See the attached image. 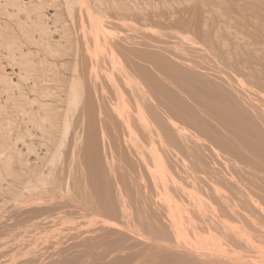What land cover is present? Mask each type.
I'll use <instances>...</instances> for the list:
<instances>
[{"label": "bare ground", "instance_id": "bare-ground-1", "mask_svg": "<svg viewBox=\"0 0 264 264\" xmlns=\"http://www.w3.org/2000/svg\"><path fill=\"white\" fill-rule=\"evenodd\" d=\"M66 1L67 0H62V2L65 3L64 8H65V6H68L66 8V10H65L64 8H61V6H62L61 0H0V12H2V11L5 12L4 16L6 17V18L5 17H3V18L0 17V35H1L2 31H6L7 32V29H12L14 27V26H12L11 22L8 21L10 18L11 19L13 18V20L15 19V24L13 22V24L15 25V28H13V29H17L16 27L18 25H19L18 27H21L20 24L24 25V26H25V24L28 25V26H25L24 29L23 28L18 29V30H21L20 31L21 33L20 34L18 33V35L21 36V37H23L22 34L24 32L26 33L27 27H29V25H30L31 26L30 29L32 28L31 30H33V27H34L36 32H35V30H33L34 32L32 31L31 32L32 34H30L27 31L28 33L24 34L25 36L23 38L18 36L19 37V39H17L18 40V42H17L18 43V47H17L18 50H17L16 47H15L16 49L13 48L14 50H11L12 52L13 51L15 52L14 53L15 55L17 54L16 56H18V57L16 58V60H15V58H12V57L9 56L11 51L7 52L6 53L7 55L4 54V56L5 55L9 56V57H7L9 60H11V58H12V60L14 59L13 61H16L15 63H13L12 60H11V64L13 63L16 66L17 65L16 63H18V65H19V62L20 63L23 62V64L27 63L30 69H31V67L34 69V67H36L35 64L37 62L34 61V62H36V63H34L32 61L34 59V58H32V56L33 55H37L38 56L39 53L45 52L47 50V52L50 54L49 57L53 56V59H49V61H47L48 59L45 60L46 57L48 58V56L46 55L47 54L46 52H45L46 54L45 53L39 54L40 57L38 56V58L41 59V57H43L44 58L43 61L45 60V63L49 62L51 65L48 64V63L47 64L50 65V66H52V64H55V65L57 64V65H60L62 67L64 66L65 69H66V72L68 70L70 72L73 71L70 74H67L69 71L66 73L65 69L64 70L62 69L63 71L61 69L58 70V67L60 68V66H57V68H55V72H57V76L59 77V80H57V81L60 82L59 86H60L61 83H63V82H61L62 80L66 83V85L69 84L65 79H67V80L69 79L71 82L73 81L75 83L74 86H72L73 88H70V89H72L71 91H73V89L76 88V87H78V89H79V86H80L79 92H78V89L76 88V90L74 89V91H75V93H74V92H68L70 90L68 88L71 87V84H69L67 86V88L65 87V84L64 85L62 84V86H64L65 90L68 89V90H66V92L68 94L65 93L64 96H66V95L69 96V93H70L71 97L70 96L68 97V98H70V100L72 99L71 102L69 101L71 103L70 105L74 104L72 106L74 108H69L68 107L69 108L68 109L69 112L72 111L71 109H75V112L77 111L76 112L77 115L75 114L76 116L73 113L74 111H72L70 113V116L68 115L67 118L71 117V115H74V117H71V119L75 118L74 119L75 126L78 129H80V131H78L75 127L71 129L73 134H75L74 132H76L74 130L75 129L77 130L76 133H78V137L77 136H75V137H77L76 138L78 140L77 142L80 143V145L78 143V145L75 144V146H73L75 149L79 148L77 146H80L79 154L77 155L76 150H75L76 153L74 152L75 155H77V157L79 158V160H78L77 157L75 156V159H77L79 161V163L76 162V161H73V160H75L74 158H73L72 161H73V163L75 162L74 164H76V163L80 164V159H81L82 152H83V155H85L87 157V159L89 160L90 164L93 166L95 172L97 174L100 173L101 176L104 177V183H102L103 188H104V192H105L103 208L109 214H111L112 216L114 215V218L120 217L121 219L123 218V221H124V219H126V221L133 223L134 224V225L132 224L133 226L130 223L129 224L132 227L135 226L136 230H139L140 233H143L142 235H144L146 237H147V234H146V229L147 228L149 229V231L156 233L160 237L161 241L166 239L167 237H171L173 239L174 243H172L171 241L167 242L166 244L164 242H153L155 244H153V245L151 244V246L154 247L153 249L156 248L154 250L155 252L158 250L157 252L158 253L159 252L164 253L166 255L165 257L170 256L169 257L170 259H172V258L173 259H177L179 261V263H176V261L173 260V262L176 263V264H182V263L186 264L187 261L191 262V264L192 263L193 264H240L242 262V260H243V256L242 255H241L242 257L241 256L239 257L240 254L238 253V257L239 258L238 257L232 258L233 255H229V253L226 251V248H225L226 245H230L231 250H232V247H233L232 240L236 241V242H234V247H235V243L238 245L235 248L239 247V244L241 245V241L244 240L245 243L246 242L247 243L244 244V241H243L242 242L244 244L243 246L247 245V247H248V246H251V244H252L253 246H251V247L253 249H255V246L258 249V250L255 249L258 252L257 255H255V250H253L254 251L253 258L249 257L250 259H252L254 261L251 260V262H247V261H249V258L247 257L246 259H248V260L247 261L243 260L244 263L247 262L248 264H256V260L259 261V263L261 262L260 264L264 263V258H263L264 257V245H263L264 241H262L263 237L259 236V235H263L264 236V231L261 229V231H262L261 234H259V235L254 234L256 232V230L259 229V228L256 229V227L258 225H262V224H258V222L260 223V221H258V219H256L258 215L256 214L257 216L255 215L256 216V218H255V216H254L255 213L252 212L254 209L259 210L261 213H263L262 214V218L263 219H261V221L264 220V211H263V209L261 207L262 203H264V191H263L264 190V188H263L264 185L258 183V180H259V182H260V180L262 181V178H263L262 174H264V167L260 166V168H258V167H256V165H254V168L251 167V169H250L249 164L252 162V160L249 157H252L253 155L251 156V154H249L250 152L246 153L248 150L246 152H244V150H245V149H243L244 146L242 148V146H239L236 143L234 144V142H231L232 139L227 138L225 134L214 130L211 127V125H210V122H209L210 120L208 119V121H206V118H202L203 115L200 116V114L202 112L200 114H199L200 111L196 113L194 111V108H191V107H193V105H192L193 104V101H192L193 99L190 98V97H193L196 94L194 92H192L194 90H193V88L190 85H183L181 83V84H178V85H174L172 87V86H170L171 83H165L166 82L165 79L163 81H161V79H160L161 78V75H160L161 69H163V70H165L167 72H172L173 75L175 77H177V78H182V75H185V76L189 75L190 76L188 78L189 83L193 82V77L194 76L198 75V76L204 77V75H201L200 73H198V68L196 67V65L192 66V64H190L188 62L186 63L185 61L187 60V58L184 55L181 54L182 58L185 57L186 60H185V58L182 59L180 54H179V52L177 53L180 56V57L178 56L179 57L178 58L176 56L177 54H175L174 51L171 52L172 49H170V51H169V48H168V50H166L167 47H165V48L163 47V49H165L166 52H162L164 50H162V49L159 50L158 48H156L157 45H155V44H154L155 45L154 47L156 49H158V51L156 50V51L152 52L151 50H152L153 47L150 48L151 47L150 46L147 49L145 47L147 45V44H145L146 42L142 43V41H143L142 38L139 39L138 36L136 37V39L138 38L139 40L137 39L138 41L136 40V44H134V45L137 46L139 44H142V45H139V48H140V46L143 47L144 44H145L144 47L146 49H144V47H143V49L142 48L138 49L134 45L128 46V41L130 43V40H127V42H126L127 45L123 44L121 41H124V40L122 38L121 39L118 38L115 33H114L115 36L118 38V39L115 38V40H114V38L113 39H107V37H104V38H103V36L100 37L101 34L106 36L109 33L108 26H106L107 29L103 26L104 23H106V22L103 23V16L101 15V11L105 10V4L106 5L108 4V6H109L110 5L109 3H111V2L108 3V1L105 0V1H107V3H104V0H100V1L94 0L95 4H97V5L94 6L95 4H94V1H93V5H92L93 7H92V6H87V5H91V3L86 5V3L92 2V0H90V1L88 0V2H87V0H85L86 3L83 0H74V1H76L78 3H76V2L73 3V1L69 0V1H71V2H69L70 5L71 4H75L74 5L75 6V8H74L75 10H76L77 6L80 5V7H81V4H79V3H81L82 1H83V4L85 5L84 6L85 8H83V6H82V8L84 9V10L82 9L83 10V12L81 13L82 16L79 17L80 19L77 18V20H76V18L73 19L72 16L78 17L80 14L79 15L77 14V16H76L75 14L77 13V11L73 13L74 9L71 10L72 12L70 11L71 15L67 14V13H69V10H67V9H69L70 6L67 5L68 3ZM124 2L125 1H122V2L118 3V1H116L115 2V6L118 7L117 3L120 5V3H124ZM136 2L135 3H132V2L129 3V4H133L132 7H130L131 5L130 6L125 5L126 4L125 3L124 5L127 6L128 8H125V7L123 8V6L121 4L120 5L121 9L123 8L125 12L123 11V9L122 10L117 9V8H116L117 10L114 9L115 6L113 7V9H114V11L115 10L117 11V12L115 11L116 14L118 13V10H120L119 11L120 13L124 12L123 16L121 14V16H122L121 18H123V19L125 18L124 15H125L126 12H128V14H130V11L132 12V11L135 10L133 13H131V15L132 14L135 15V12L137 14L140 11L143 13L144 11H143V8L141 7L142 4L141 3H137L136 4ZM98 3H102L101 4L102 6L100 4H99V6H101L100 7L101 9L102 8H104V9L101 10L99 7H97ZM77 4H79V5H77ZM139 4H140L141 9L140 10H139V8L135 9V7L137 5L139 6ZM144 6L145 5H143V7ZM80 7H79V9L77 8V10L82 11L80 9ZM95 7H96V9H95ZM129 7L133 8L134 10L130 9V10L127 11V9H129ZM40 8H44L43 11H41L42 9L39 10ZM106 8L109 10V13L106 12L108 14L107 15V17H108V16L111 15L110 14L111 13L110 6L106 7ZM62 9H64V10H62ZM63 11H65V12L68 11L66 14L64 12V14L67 15V16H69V15L71 16V18H69L68 21H71V19H73L72 20L73 23H71V22H69V23L72 24L73 28H75V29H73L75 33H73V34L71 33L72 35L77 33L75 35V37L78 36L79 33H78V31L77 32L75 31L76 29L78 30V28L74 27V25H75L74 24V20L77 21L76 23H79L78 20H80V25H83V24H84L83 26L87 25V26H85L86 27V31L82 27L83 28L82 29L83 36L80 38V36L82 35L81 32H80L81 35L78 36L80 39L77 37L78 39L75 40V41H77L76 42L77 44H75V45H74L73 40H72L75 37H73L71 34L70 35L72 37H66V36H69V35L64 36V34L68 33V31H69L68 29H70V30H72V29H71L70 25H69V28H68V26H67L68 23H67L66 17H64L65 15L63 16V14H62ZM102 12L104 14L105 11H102ZM21 13H23V14H21ZM142 13H141V15L144 14V13L143 14ZM72 14H74V15H72ZM116 14H115V17H118V18H116V21L119 19L118 22L122 24L123 22L121 21V18H119L120 16H117ZM260 14L262 15V13H260ZM131 15H127V13H126V15H125L126 19H127L128 16H131ZM144 15L146 16V14H144ZM135 16L136 17H134V18L138 19V17H137L138 15H135ZM140 17H142V16H140ZM248 17H249V20H250L251 17L250 16H248ZM255 17H257V18L259 17L260 18V15L259 16H253L252 18L254 19ZM134 18H132V19H134ZM145 18L147 19V16L143 18L144 21L141 18V20L143 22L141 20H138V22L132 20L133 21L132 23H131V21H129L130 23H128V25L137 24L139 26H142L141 24H144L145 21L147 22V20ZM60 19H62V21ZM104 19L106 20V16L104 17ZM109 19H111V17H109ZM129 19L131 20V17L128 18L126 21H128ZM195 19H196V17H195ZM184 20H186V19H184ZM263 20H264V17H263V19L262 18L259 19L260 22L258 20L257 21L256 20L255 21L252 20V21L255 22V23L256 22L262 23L261 26H260V24H259V26H260V28L262 27L264 29ZM171 21H173V20H171ZM186 21H185V23H186ZM193 22H194V20L192 21V23ZM119 23H117V24L121 25ZM126 23H123L121 25L122 26L121 27L122 29L120 28L121 31L122 30L124 31L125 29H123V28L127 27ZM138 23H141V24H138ZM185 23L182 21V24H185ZM114 24H116V23H114ZM117 24H116V26H117ZM189 24H187L188 25V29H189ZM195 24L193 25L194 27H195ZM250 24H251V28L252 27L255 28L256 27L255 25H258V23H256L254 25L251 21H250ZM252 24H253V26H252ZM76 25H78V24H76ZM80 25H78V27ZM108 25H112V24H108ZM123 25H124V27H123ZM245 25H247V24H245ZM112 26H111V28H114V26L113 27ZM190 26L192 27L191 24H190ZM201 26L204 28L206 25H204V26L201 25ZM10 27H12V28H10ZM118 27L119 26H117V28H114V30L115 29L117 30ZM128 27H129L128 31H130L132 28L130 26H128ZM149 27H151V26H149ZM194 27H193V29H194ZM202 27L198 29L199 32L201 31V34H203L204 30H205V32L208 31L205 28L203 29ZM25 29H26V31H24ZM80 29H81V27L79 28V31H81ZM104 29L107 31V32L105 31L106 34L103 33ZM139 29H140V27H139ZM190 29H192V28H190ZM114 30L112 29L113 32L116 31V30L115 31ZM120 30H118V31L120 33H122L123 31L121 32ZM126 30H127V28H126ZM132 30H135V29H132ZM244 30H245V28H244ZM260 30L261 31H259V34H260V32H262V29H260ZM10 31H13V30H10ZM15 31L17 32V30H15ZM98 31L99 32L101 31L102 33L100 34ZM137 31H138V28H136V30L134 32H137ZM71 32H73V31H71ZM97 32L100 34V36L97 34ZM125 32L126 31H124V34H125ZM127 33H129V32H127ZM262 33H264V30H263ZM207 34H208V32H207ZM259 34L257 33V36ZM129 35H131V34H129ZM129 35L126 36V37H129ZM203 35H202V37H203ZM210 35H211V39L210 40H212V38H213L212 41H210L208 39ZM213 35L217 36L216 33L213 34ZM261 35L263 36L264 34H261ZM1 36H0V38H1ZM209 36L207 35L206 38H205V40L208 39V40H206V42L208 41L207 44L210 43L209 45H212V43L213 44L214 43H219L218 46H220L221 40L224 41L223 44H227L228 45L229 43H226V42L227 41L229 42L230 39H232V41H233V39H234V38H230L229 40L225 39L226 40V42H225L224 38L221 37L222 39L220 38L221 39L220 42H218V41L214 42V38H216V36L213 37L212 34H209ZM18 37H16V38H18ZM132 37H134V36H132ZM132 37H131V42H132V39H133ZM245 37L246 36L244 35L243 38L246 39L247 37L246 38ZM217 38H219V37H217ZM236 38L234 39L235 41H236ZM179 39H180V37H179ZM203 39H204V37H203ZM238 39H240V38H238ZM0 40H2V39H0ZM144 40H145V38H144ZM205 40H204V42H205ZM134 41L135 40L133 39V42ZM139 41H141V42L138 44ZM235 41H234V43H235ZM240 41H241L242 44L240 43ZM243 41L244 40H239L238 41L239 44L235 43V45H234L233 42H232V44L234 45V47H236V45L238 46V45L241 44L240 47H242V46H244ZM1 42L2 41H0V44H2V43L4 44V42H2V43ZM133 42L131 44H133ZM244 42L246 43L245 45L247 46V44L250 41H248V42L244 41ZM124 43H125V41H124ZM190 43L193 44V42H190ZM3 44L0 45L1 46L0 49H2V47H4V46L6 47V45H3ZM223 44H222V46H223ZM209 45H207V46H209ZM227 45H224V46H226L225 48L228 47ZM252 45H254V44H252ZM148 46H149V44H148ZM215 46H217V44ZM222 46H220V48H221L220 50L218 49L219 47H216L219 50V52L222 50V48H224ZM248 46H249V44H248ZM5 47H4L5 51H9L11 49V48L9 49V48L6 47L7 49H9V50H6ZM12 47H14V46H12ZM212 47H213L212 52H214V48H215L214 46H210L209 49L212 48ZM247 47H244V48L248 49ZM251 47L252 46H250V49H251ZM184 48H186V45L184 46ZM233 48H231V47L229 48L228 47V50L237 49V48H234V49ZM149 49H151L150 50L151 52L149 51ZM242 49L240 48V50H242ZM145 50H148V51H145ZM218 50H215V52H214L216 55L218 54V53H216V52H218ZM225 50L223 52H220L219 54L223 53V55L226 56V59H228L230 57L231 58L233 57V56L230 55V53L239 52L238 49H237L236 51L234 50L232 52H229L230 56L229 55L227 56L226 55L227 53L225 52ZM1 51H0V53H1ZM3 53H5V52H3ZM242 54H243V52H242ZM259 54L260 53H258V56H259ZM11 55H12V53H11ZM15 55H12V56L16 57ZM223 55L222 56L220 55V58L223 57ZM235 55H238V54H235ZM1 56L3 57V55H1ZM6 56H5V58H6ZM2 57H0V58H2ZM54 57H55V59H54ZM234 57L232 59L230 58V60L228 59V61L235 60L234 63L232 62V64L235 65V62L238 63V61H236V59ZM237 57L238 56H236V58ZM260 57H263V55L260 56ZM3 58H2V60H3ZM18 58L20 59V61H17ZM35 58H37V57H35ZM180 58L182 60H180ZM220 58L218 56L219 60H221ZM223 58H222V61H223ZM244 58H245L244 56L242 58H239V61L240 60L241 61L242 60L246 61L247 58L246 59H244ZM251 58H252V56H251ZM255 58H257V57H255ZM255 58L253 60H255ZM39 59L37 60L38 62H39ZM226 59H225V61L227 62ZM263 60H264V58H263ZM30 61H32L34 63V67L32 66L33 63L31 65H29V63H31ZM8 62L6 61V63H7L6 65L7 66H9L8 64H10ZM45 63H40L39 62L38 64L43 65ZM142 63H144V64H142ZM227 63H229V62H227ZM3 64H5V63H3ZM47 64H46V66H47ZM20 65H21V67L24 66L22 64H20ZM71 65H72V67H71L72 69H69V67ZM244 65H246V64H244ZM15 66L11 65V67H13V68ZM19 66H17L18 68L16 67L17 70L20 69ZM46 66H45V68H48ZM50 66H49V68H50ZM237 66H238V64H237ZM195 67L197 68V71L194 69ZM13 68H11L10 71L14 74ZM29 68L26 67V69H25L23 67V71H25V70L26 71H30V70H27ZM41 68H42V66H41ZM238 68L239 69H243L240 66ZM36 69H37V67H36ZM36 69H34L33 71H35ZM44 69H43V71H44ZM56 69H57V71H56ZM39 70H41V69L39 68ZM53 70L54 69H53V66H52L51 71H53ZM5 71H6V69L4 70V73H6L9 70H7L6 72ZM16 71H15V73L17 75H19V77L23 74V73L20 74L22 69L20 71H18V72H16ZM48 71H49V69H48ZM242 71L243 70H241V72ZM37 72H39V71H37ZM12 73H11V75H12ZM24 73L26 75L25 74H23V75H25L26 78H27V76H28L27 73L28 72H24ZM246 73H248L250 75H248ZM246 73H243V74H246L248 76L252 75V73L247 72V70H246ZM6 74L8 75L9 72L6 73ZM29 74H30V77L32 79V77L35 76L34 74H36V72H34L33 75H32V73H29ZM48 74L51 75V73H48ZM48 74L45 73V76L46 75L48 76ZM11 75H9V76H11ZM42 75H44V73ZM0 76H1V74H0ZM3 76H6V75H3ZM1 77H0L1 80L5 79V78H1ZM19 77H18V79H21V77L20 78ZM43 77L42 78L39 77V78H40V80L42 79V82H46L44 80V79H46V77H44V79H43ZM52 77H55V75H53V76L51 75V77H49L50 79L48 78V80L50 82L52 80ZM211 77H212V75H211ZM214 77H217V75L214 76ZM214 77H212L210 79V76H208L207 79L209 78L208 81L211 82V83H214V82H216V80L212 81V80L215 79ZM7 78H9V77H7ZM26 78H24V79H26ZM100 78H101V80H99ZM220 78L221 77H219L218 80ZM27 79L31 80L30 78H27ZM55 79H58V78H55ZM22 80H23V77H22V79L20 81L21 85L24 84V85L27 86L29 84V82H28L29 80H27V82H23V84H22ZM40 80L37 79V82L39 81L38 83L40 85H42L43 83ZM33 81H35V80H33ZM33 81L31 80V82H33ZM49 81H47V82H49ZM57 81L55 80V82H57ZM232 81L236 82L237 80H233L232 79L231 80V84H232ZM6 82H8V80ZM37 82H35V83H37ZM52 82H54V80ZM52 82H51V84H53ZM8 83H7L8 87L10 86V83L11 84L14 83V86H13L14 88L11 86L8 89V87H7L8 92H9L10 89H11L10 91H12L13 89H15V90L17 89V87H15V83L18 84L19 81H18V83L17 82H12V81H10ZM224 83H226V85L224 84L225 87L229 85L228 86L229 88L227 87L226 90H225V87H222V84L220 85L218 82L215 84V87H216V90H218L223 96L227 97L230 100L231 107L233 108V111L236 112V110H237L241 114L246 115V117L252 118V121H254V123L257 126L259 125L258 127H260V128L264 127V113L260 112V111H257L255 106L250 104L251 102L250 103H247V102L245 103V100L241 96L242 94H243V96L249 94L247 92L248 88L246 89V92H244L245 94L242 93L244 91V89L241 90V87L243 86V84H242L243 82H241L242 86L240 88H239L238 81L236 83L238 85V90L240 89L242 92L240 90H239L240 92L238 90H236V88H237L236 86H231L229 81H228L229 84L226 81ZM1 84H3V83H1ZM76 84L79 85V86H77ZM40 85H38V87ZM18 86H20V85L18 84ZM109 86L111 88H109ZM166 86H170V87H166ZM21 87L23 88L24 86H20V88ZM33 87H32V90L27 89V88L26 89L29 91V93H30V91L32 93ZM174 87L175 88L177 87L175 91L177 93H179L180 95H183L182 93L184 92L185 89L188 90V91L185 90L184 94L186 92H189V91L192 92V93L191 92L188 93V94L192 95V96H190L188 98L190 100L192 99L191 101H188V99L185 98V96L188 95L187 93H186L187 95L185 94L184 96H181V97L185 98L186 101H188L190 103L192 102V104H191L192 106L190 105L191 107L189 105L187 107L188 102L185 103L186 101L183 98L181 99V97L176 96L177 93L174 90L171 91L172 90L171 88L175 89ZM234 87H236V88L234 89ZM28 88H30V87L28 86ZM37 88L34 87L35 90ZM39 88H41V90H42L43 87H39ZM60 88H62V87H60ZM64 88H62V90ZM21 89L20 90H16L15 92L21 91V93L23 94ZM24 89H25V87H24ZM24 89H23V91H24ZM44 89L46 91V89L49 90L50 87L48 89V88H46V85H45ZM44 89L42 90L43 93L45 92ZM52 89H55L57 91L59 88L56 89V88L53 87ZM177 89L180 90V91H183V92H180V91L178 92ZM227 89H229L231 92L229 90H227ZM38 90H40V89H38ZM38 90H36L37 91L36 94L39 93ZM65 90H63V91L65 92ZM58 91H61V90H58ZM58 91L56 92L57 96H59V93H60V92L58 93ZM249 91L251 92V90H249ZM15 92H13L14 95H15V96L13 95L14 98H16V96L18 98H21V96L19 97L20 93H19V95L16 93L17 94L16 95ZM50 92H55V91L50 89L48 93H50ZM64 92H63V94H64ZM170 92L171 93L175 92L173 94H176V95L173 97V95L171 96ZM40 93H42V92H40ZM43 93H42V95L40 94L41 96L39 95L38 97H42V96L47 97L45 95L46 93L44 95H43ZM28 94L25 92L24 96L22 95V97H25L24 98L25 99V104H22V105L19 106V108L21 106L23 108L22 110L20 108L21 115H23L22 117H25V114H26V116L30 114L29 117H27V118H29V121H27L28 120L27 118H25V119L22 118L24 120V122L27 121L26 122L27 124H29L28 122H30V119L32 118L31 115H33L32 119H36V118H34L35 116H41V113L43 112V111H41V113L39 114V111L41 110V108L42 109L43 108L47 109L48 111L56 109V107H54L55 106V102L53 103V105L51 103L48 104L49 101H47V102L46 101L45 102L41 101L42 99L41 100L38 99V97H37V95L35 93H34L35 95L33 93L31 94V95H34V97L33 96L32 97L28 96ZM50 94L52 95V93H50ZM8 96L10 98L13 97L10 94ZM8 96H7V99L9 98ZM52 96L55 98L56 95L54 96V93H53ZM45 97H44V99H45ZM0 98H1V96H0ZM14 98H12V102H11V99H10V101L8 99L9 103L10 102L14 103L15 100H18V98L13 100ZM61 98H63V97H60V99ZM68 98L67 99L63 98V99H65V101L66 100L68 101L69 100ZM49 99H51V98H49ZM60 99L56 98V100H58L59 105H60V102H59ZM56 100H54V101H56ZM3 101H7L6 98H5V100L2 99V102ZM65 101H64V105L67 104L66 105V111H67V106L69 105L68 104L69 102L66 103L67 101L66 102ZM2 102H0L1 103L0 104L1 107H3L2 105H4ZM23 103H24V100H23ZM35 103H37L36 107H34ZM207 103L209 104V100H207ZM211 104H213L215 106L216 110L219 109V102L217 100L215 102L212 101ZM7 105H9V104L7 103ZM12 105L14 106L15 103L12 104ZM12 105L11 106L9 105L11 108L9 106L6 107V108L8 110H11V109H13ZM63 106L61 107V109H60L59 106H57V108L59 107V109H60V110L59 109L58 110L59 111H62V109L65 110L63 108ZM4 108H5V106H4ZM4 108H2V110ZM250 108L251 109H255L256 112L252 113ZM16 109H18V108H16ZM20 110H18V111H20ZM47 110H44V111H47ZM3 111H6V109L3 110ZM3 111H0V112L2 113ZM48 111H47V113H49ZM16 112H15V115H17ZM55 112H57V111H55ZM65 112L64 111H62V113L61 112L60 113L57 112V113H55V116L57 114H58L57 116H59V114H62V115L65 116V114L67 115V113H65ZM4 113H6V112H4ZM13 113H14V110H13ZM13 113L11 114V116L14 115ZM43 113L45 114V112H43ZM50 113L53 114L52 111H50ZM217 113H218V111H217ZM251 114H252V116H251ZM7 115L5 117L3 116L4 119L7 117ZM62 115H60L61 118L64 117ZM8 116H10V115H8ZM57 116L55 118L56 120H57ZM12 117L6 118V120L11 119ZM18 117L19 116H17V118ZM42 117H43V115H42ZM14 118H16V117L14 116ZM65 118L61 119V120H67ZM42 119H43V121H46V122L47 121H51L49 116H47V115H44V117ZM2 120H0V122H1L0 125H2L1 128L2 129L4 128L2 131L5 130L4 124L7 125V124L10 123L11 126L8 125L6 130H8V131L10 130L9 132H11L12 124L14 122H11L12 120H10V121L8 120L9 123L8 122L6 123L5 122L6 120H3V121ZM23 120L21 121L22 123H24ZM72 120L70 121V123H73ZM58 121H59V119H58ZM16 122H17V120H16ZM19 122H20V120L18 118V123ZM67 122L69 123L68 120H67ZM18 123L16 125H18ZM32 123L35 124V122H32ZM59 123L62 124L63 121L59 122ZM24 124H22V125H24ZM27 124H25V125H27ZM34 124H32L33 126L31 125V128H33L34 126L36 128V124L35 125ZM14 125H15V123H14ZM16 125H15V128H16ZM57 125H58V123H57ZM57 125H55L53 127L55 128V127H57ZM72 125L69 126V125L65 124V126H63V128H64L63 131L64 132L66 131L65 134L67 135V137H68L69 134H71V133L67 134V130L69 131V129L71 128ZM20 126H17V127L20 129ZM41 126L43 127V125H41ZM66 126H69L70 128L67 127V129H66ZM35 128H34V130H35ZM60 128L59 127L56 128V129H59V130H58V132L57 131H54V132L57 133L58 135H60L59 139H60L61 135L63 137H65V138H67L65 136V134H63L64 132H61L62 129H60ZM19 129H18V133L14 132L15 133L14 138L11 137V136H13L14 133L11 134L10 136L8 135V133H4V132H7L6 130L3 133L7 134V136H6L7 138L9 136V138L11 137L12 139H17V141H18V139L21 140L22 141V145H23L22 147H24V145H25L26 148L34 149L35 145L38 144L37 142L39 141V140H37V142H35L36 139H35V141L32 139V136H33L32 132L34 130L31 131V129L29 127H24V129H22V131H20L21 129L20 130ZM2 131L0 130V132H1L0 134H2V136L0 138H5V136L2 133ZM19 131H20V133H19ZM36 131H37V129H36ZM34 133L36 134L37 132H34ZM55 133H53V135ZM257 133L258 132H256V134ZM260 134L262 135L264 133H260ZM26 136H28V138H26ZM37 136H39V134L36 135V137ZM54 136H56V135H54ZM36 137L34 136L33 138H36ZM73 137H74V135H73ZM9 138H8V140L12 141V139H9ZM54 138H56L55 140L60 143V140L59 139L57 140L58 136L54 137ZM63 139H62V142L64 141ZM5 140H7V139H5ZM5 140H4V143L6 145H8V144L12 145L13 144L12 142L10 143L9 141L7 142ZM71 140H73V139H71ZM71 140H68V141H71ZM17 141L16 140L14 141L13 149L15 150V152L18 153L17 155L19 156L20 155L19 153H21V150H20V148H17V145L20 142L18 143ZM65 142H63V144ZM75 142L76 141L74 140V142L72 141L71 143L74 144ZM2 143L3 142L1 140L0 147H2L4 150L0 149V151L2 150L3 152L4 151L6 152V149H7V152L11 151L10 149L8 150L9 146H8V148H6L5 145H3L5 148L3 146H1ZM230 143H231V145H230ZM65 144H68L69 148L73 145V144L70 145L69 142L68 143L66 142ZM232 144L234 145V147H229V146H233ZM41 145L43 147L44 144H40V141H39V144L37 146L40 147ZM57 145L59 146L58 143H57ZM68 145H65L66 146V151L67 150L68 151L65 152L64 156H62L63 154H60L61 158H64V157L66 158L67 157L66 153H68L70 151V149H72V148L69 149L67 147ZM224 145H225V147H227V148H225L226 150L223 148ZM237 145H238L239 148L235 147ZM65 146H63V147H65ZM63 147H60V148H63ZM44 149H42V152L44 151ZM59 150H61V149H59ZM63 150H65V148ZM44 152L48 153L46 150ZM10 153L11 152H8L9 157L11 155ZM24 153H26V152L24 151ZM37 153L39 154L41 152L37 151ZM56 153H57V151H56ZM8 154L1 155L3 158L5 157L6 159H3V160L1 159L0 160V164H1V161L3 162V165H4L5 161H6V164L9 163L8 161L10 159L9 160L7 159L8 158V156H7ZM248 154H249V156H248ZM12 155H13V153H12ZM12 155H11V161H12L13 156H15V155H13V156ZM24 155L27 156L26 154H24ZM41 155L44 156V155H47V154L43 153ZM1 156H0V158H2ZM39 156L40 155H38V157ZM47 156H46V158H47V160L49 162L50 161L49 155H47ZM16 157L17 156H15V158ZM15 158L12 161L13 163L14 162H18V161H15ZM39 158H41V157H39ZM68 158L71 160L70 155L68 156ZM253 158H254V156L252 157V159ZM43 159L45 161H47L45 158H43ZM249 159L251 160V162H249L250 161ZM40 160H42V158ZM70 160H69V162H70ZM133 160H135L137 162L136 164H138V165H135ZM217 160H219L220 162L217 161ZM21 161L22 160H20V162ZM35 161L37 163L36 158H35ZM35 161H33V162L35 163ZM45 161H44L43 164L47 163ZM66 161H68V160L65 159V162ZM215 161H217L220 164L222 162L224 167H223L222 164H221V166L223 168H226L227 175L225 174L226 172L224 173L225 169H224V171H221L222 173L220 172L221 174H219V172L217 171V168H216L217 162L215 164ZM62 162H63L62 164H64L63 167H65V164L67 165V163H69V162L64 163V161H62ZM255 162L256 161H255V158H254V162L253 163L255 164ZM21 163H19L20 167H22ZM36 163L34 164V165H36L35 171L34 170H32V171H34V173H36V176H39L41 174V175H43L45 177V174H46L45 173L46 172L45 171L46 170L45 165L42 164L43 167H41V165H40V167L42 169H45L43 172L41 170H39L43 174L42 173L37 174L36 170H38L39 165H38V163L37 164ZM41 163H42V161H40V164ZM116 163H118L120 165L125 163L126 167L129 165L130 168H132V164H133V169H130L129 171L132 170L131 172H133L134 174L136 173L134 175L133 173L130 172V176L131 177L135 176L134 179L132 178L133 179L132 180L130 178L128 183H127V182L123 181V178H121V179L118 178V170H120V165H118ZM47 164H48V167L51 168L50 162L47 163ZM71 164H72V162H71ZM252 164H250V165H252ZM9 165H11V164H8V167H9ZM34 165H33V167H34ZM134 165H135V167H138V170H136L138 172H136L134 170V169H137V168L134 167ZM141 165H142V167H141ZM11 167H12V172H13L14 178H15L13 182H17V181H15V180H17L16 177L19 178L21 176V173L19 175L20 171H17L18 169H16L15 163L12 164ZM11 167H9V168H11ZM29 167H30V165H29ZM33 167H32V169H33ZM118 167H119V169H117ZM2 168L4 169L5 167H2ZM74 168H76L75 165H74ZM78 168H79V171H80V165H77V173H79L78 172ZM252 168L254 170H252ZM5 169H7V167ZM66 169H68V167L67 168L65 167V169L63 168L61 170L62 171L65 170L66 171ZM68 170L70 171V167H69ZM7 172L8 171H6L5 173H7ZM12 172H10V174L8 173V176L10 175L9 177H12V174H11ZM47 172L50 173L51 171H47ZM81 172H82V170H81ZM2 173H3V171H2ZM34 173L32 172V174H34ZM64 173H66V172H64ZM32 176H34V175H32ZM110 176L113 178L114 181H116V183L117 182L120 183V181H122L124 189L120 188V190H119L118 186H116L118 192L116 193V191H113L112 187L110 188V186H111L110 183H109V177ZM0 177H1L0 180L2 178H4L2 176H0ZM9 177H7V178L9 179ZM33 178H35V177H32L31 180ZM41 178H43V177H41ZM60 178H61V180H60ZM73 178H75L76 181L77 180H81V179H78V177L77 178L73 177ZM4 179H2V180H4ZM12 179H13V177L10 178L9 181H11ZM37 179H40V178L38 177ZM37 179L34 180L33 184H35V182L36 183L38 182ZM58 179L60 181L63 180L62 177H58ZM58 179L56 181H58ZM46 180H48V179H46ZM72 180L73 179H71V182H73ZM148 180H150V181L148 182ZM263 180H264V178H263ZM9 181L7 182V185L9 183ZM76 181H74L73 183L76 184L77 183ZM64 182H66V181L64 180ZM64 182H63L62 185H64ZM69 182H70V179H69ZM69 182H67V183L69 184ZM71 182H70V184H71ZM42 183H43V181H42ZM79 183H81V181H79ZM4 184H6V182ZM4 184H3V186L1 185V187H3L4 190H5V189H7V187L9 185L5 188ZM12 184H15V183H12ZM17 184H22V183H17ZM26 184H25V186H26ZM57 184L59 185V181L57 182ZM127 184H129V187H128ZM149 184L152 185L151 186L152 189L150 188ZM22 185H24V184H22ZM31 185H29V186H31ZM260 185H262V187ZM12 186L13 185H11V187ZM17 186L19 187V185H17ZM25 186H24V190L27 192V189L25 188ZM27 186H28V184H27ZM65 186H67L66 183H65ZM69 186H71V185H68L67 187H69ZM11 187H9V188H11ZM72 187H70L71 191H73V189L75 188L74 185ZM15 188H16V186H15ZM21 188H23V186H21ZM27 188L29 189L30 187H27ZM34 188L37 189V187H34V185H33V189ZM38 188H40V187H38ZM45 188L47 189L46 186H45ZM262 188H263V190H262ZM12 189H14V188H12ZM17 189L14 190V191H16L15 193H17V196H16L15 193H11L10 195L15 194L14 197H16L18 199V197H20V196H18L19 195L18 191L20 190V187H19L18 190ZM36 189H34V190H36ZM41 189H44V188H41ZM150 190H151V193L154 192V195H152V197H151ZM20 191H23V190H20ZM25 191H23V192H25ZM37 191H38V189H37ZM0 192H2V191H0ZM5 192H6V190H5ZM10 192L8 191V193H10ZM66 192H68V191H66ZM38 193H37V196H38ZM73 193H74V191L72 192V194ZM34 194H35V192H34ZM39 195H40V193H39ZM42 195H43V193L39 196L41 200L39 198H36L37 200H35V199L33 200L32 199L31 200V204H30V201L29 202L27 200L26 201L30 205H34V204H36L37 201H40L39 205H40V207H42L43 206L42 203L45 204V202H46V201L42 202L43 198H41V197L44 196V195L43 196ZM31 196H34L32 192L30 193L29 197H31ZM27 197H28V195H27ZM34 198H35V196H34ZM46 198H44V200H46ZM24 199H25V197H24ZM24 199H22V201ZM7 201L8 200H6L5 202H7ZM34 201H35V203L33 204L32 202H34ZM64 201L65 200H63V202L60 203L61 205L59 204L60 205L59 208L61 209V211H62V207H64V203L66 202V201L65 202ZM93 202L94 201H92V203ZM259 202L261 203V205H260L261 208L258 206ZM1 203H2V201H1ZM28 203H26V204L29 207ZM46 203H49V201H47ZM92 203H90L91 204L90 206L96 205V202H94L93 205H92ZM37 204H38V202H37ZM86 204L89 205V203H86ZM248 204H252L255 208L253 207L254 209H251L252 205L250 206L251 207L250 208V207H248L249 206ZM4 205L5 204H3V206ZM36 205H35V207H36ZM157 205L158 206L160 205V207L161 206L165 207L164 210H166V212H165L166 214L164 213L165 214L164 217L166 218V220H164L165 218L162 217L164 215L162 213V211L158 212V210L160 211V210H163V209L162 208L158 209L159 207ZM52 206L54 207V205L53 204L51 205V203H50V206L48 205L47 209L44 206V208L46 209V212H47L48 215H50V213L52 212V210L54 208L58 207V206L55 205V207L53 208ZM4 207H6V206H4ZM12 207H14V206H12ZM40 207L39 208L36 207V208L40 209ZM49 207H52L53 209L52 208L49 209ZM66 207H67V204H66ZM7 208L9 209L10 207L8 206ZM31 208L34 209V206L31 207ZM44 208H42L40 210L37 209V211H41ZM59 208H57V211H58ZM249 208L252 211L249 210ZM8 209H6V210H8ZM6 210L4 208V211H6ZM11 210H13V209H11ZM48 210H51L50 213H48ZM240 210H244V212H246V215L248 214V216H246L245 213H242L243 211L241 212ZM4 211L2 210L1 212L3 213ZM57 211H55V213ZM133 211H135L134 214H133ZM8 212H9V210H8ZM58 212H60V211H58ZM58 212H57V216H58ZM141 212L144 213V214H142ZM41 213H43V211L40 212V214ZM160 213H162V216H161ZM43 214H45V211H44ZM43 214H42V217L44 216ZM109 214H107V215H109ZM243 214L245 215L246 219L244 218ZM10 215H12V213ZM239 215H240V218L243 216L244 219L243 218L242 219L237 218ZM5 216H3L2 218L4 219ZM57 216H55V217H57ZM33 217H34V215H33ZM45 217H47V216H45ZM2 218H0V219H2ZM59 218H60V216H59ZM3 219H2V222H3ZM42 219H44V217ZM5 220L7 221V218ZM37 220L38 219L36 218V221ZM40 220H41V218H40ZM41 221L46 223V221H44V220H41ZM2 222H1V224L5 223V222H3V223ZM105 222L106 223H104V222L103 223L107 224L106 226L108 227L109 223H107V221H105ZM0 226H2V225H0ZM37 226H39V225L36 224V227ZM42 226L43 225L41 224V229L43 228ZM103 226H105V225H103ZM114 227H115L114 228L115 231L118 229L116 232H118L120 234H125V235H127L129 237H131L132 233H134V229H133V231H131V230L129 231L127 228H124V230H123V229H120V227H116V226H114ZM33 228H34V224H33ZM62 229H63V227H62ZM6 230L7 229H4L3 232H6V233L9 232L10 233V231H6ZM39 230H40V228H39ZM11 231H12V229H11ZM34 231H35V228H34ZM258 231L259 230H257V232ZM2 233H0V234H2ZM11 233H13V232H11ZM38 233H41V231H38ZM135 233H136V231H135ZM5 234H4V236H6ZM7 235H9V234H7ZM44 235H46V233ZM142 235L140 234V236H142ZM1 236H3V235H1ZM256 236H257V238H256ZM10 237L13 239V235L10 236ZM259 237L261 238L262 242H260V240H257ZM133 238H136L137 242L140 239V237H133ZM5 239H6V237H5ZM14 239H15V236H14ZM150 239H153V238H150ZM9 240L11 241V239H9ZM38 240H39V237H38ZM224 240L225 241L227 240V242H229L230 244L225 242ZM237 240H241L239 244H238L239 241H237ZM140 241L138 243L141 244V246L143 247V244L140 243ZM145 241H146V243L148 242L146 239L144 240V242ZM256 241H258L260 243L259 247H258L257 244H255ZM3 242H4V240H3ZM253 242H255V243H253ZM3 245L7 246L4 243H3ZM146 245L148 247V243ZM1 246H2V244H1ZM1 246H0V248H2ZM9 246L11 247V245H9ZM144 246H145V243H144ZM241 247H242V245L240 246V248ZM58 248H60V247H58ZM151 248L149 247L147 249L148 253H150L149 251H151V253H153ZM235 248H234V250H232L233 254H234ZM248 248H250V247H248ZM248 248H244V250H246L249 253L252 249L250 248L251 250L249 251V250H247ZM10 249H12V248H10ZM229 249H228V251L232 252ZM242 249L243 248H241L240 250H242ZM244 250L240 251V253L243 252ZM4 251L5 250H3L2 252L4 253ZM9 251H11V250H9ZM41 251H38V252H41ZM60 251H61V249H60ZM239 251L237 250V252H239ZM253 251L250 252V254H252ZM2 252L0 253L1 255H2ZM13 253H15V252H13ZM55 254H57V253H55ZM230 254H232V253H230ZM235 254H236V252H235ZM242 254H244V256L247 255L246 253H242ZM18 255H20V254H18ZM26 255H27V253H26ZM159 255H160V253H159ZM252 255H248V256H252ZM28 256H30V255H28ZM149 256L151 258L152 255L148 254V257L146 259H144V261L145 260L148 261V263H146L147 261L144 262L145 264H149L150 262L152 263V261L153 262L155 261L154 263L156 264L157 260L161 259L158 256V254H157L156 257L158 256V259L155 260L156 257L152 256V259L153 258L154 259L151 261ZM236 256H237V254H236ZM12 257H13V254H12ZM258 257H259V260H258ZM240 258H242V259H240ZM3 259L7 260V258H3ZM148 259H150V260H148ZM166 260H168V258L167 259L164 258V260H162L163 262L161 260L160 261L162 263H164V262H166ZM181 260L185 261V262H182ZM180 261L182 263H180ZM25 263H26V261H25ZM144 263H142V264H144ZM171 263H172V260H171ZM247 263H245V264H247ZM164 264H166V263H164Z\"/></svg>", "mask_w": 264, "mask_h": 264}, {"label": "rangeland", "instance_id": "rangeland-1", "mask_svg": "<svg viewBox=\"0 0 264 264\" xmlns=\"http://www.w3.org/2000/svg\"><path fill=\"white\" fill-rule=\"evenodd\" d=\"M71 1H73V3H75L76 1H74V0H71ZM71 1H69V0H67L66 2L68 3H66L67 5H69L70 6V8L69 9H67V10H69V13H67V12H65V11H63L62 12V14H63V16L67 13V14H70L72 11V9H74L75 8V4H71L70 5V3L69 2H71ZM85 3H86V1L85 0H83ZM83 1L81 2V3H79V4H81V7H80V5L79 4H77V5H79V6H77L76 7V10L74 9L73 10V13L74 12H76L77 11V13L75 14L76 16H77V14L79 15L78 17H74V16H72L73 17V19H75L76 18V20H77V18L78 19H80L79 17L80 16H82L81 15V13L83 12V8H85L84 6V4H83ZM90 1V0H89ZM93 1L94 0H92V2H88V0H87V2L88 3H86V5L87 4H90L91 3V5H87V6H92L93 5ZM98 1H100V0H98ZM97 1V2H98ZM108 1V3L109 2H111V3H109L110 5V11H111V15L110 16H108L107 17V13H109V10L106 8V7H109L108 6V4L106 5L105 4V10H102V9H104V8H100L102 5V3H98V6L97 7H99L102 11H105L104 12V14H103V12L101 11V15L103 16V23L104 22H106V23H104V27L106 28V26H108V28H109V33L106 35V36H104V35H102L101 33V31L99 32L100 34H101V36H100V34L97 32V34L100 36V37H102L103 36V38L104 37H107V39H113L114 38V40H115V38H122L124 41H125V43H124V41H121L123 44H125V45H127L126 44V42H127V40H130V43H129V41H128V46H132V45H134V44H136V40L139 38V39H141L142 38V43L143 42H146L145 44H147L146 46H145V44H144V46L148 49L150 46V48H152V50L151 49H149V51L151 50L152 52L153 51H158V49L159 50H164V51H162V52H166L165 51V49H163V47L165 48V47H167L166 48V50H168V48H169V51H170V49H172L171 50V52H173L174 51V53L175 54H177L178 52H179V54H180V56H181V54L182 55H184L186 58H187V60H186V58L185 57H183L182 58V56H181V58L182 59H184L185 58V62L187 63H190V64H192V66H195L196 65V67L198 68V73H200L201 75H204V77H201V76H194L193 77V82L192 83H189V81H188V78L190 77L189 75H182V78H177V77H175L174 75H173V73L172 72H167V71H165V70H163V69H161V73H160V75H161V81H163L164 79L166 80V82L165 83H171V85L170 86H174V85H178V84H183V85H190L192 88H193V90L194 91H192V92H194L196 95L195 96H193V97H190V96H192V95H190V94H188V93H190L191 91H189V92H186L185 94L187 95V96H185V98L186 99H188L189 97L190 98H192L191 100L193 101V104H192V102L190 103V102H188V101H191L190 99H188V101H186V99L185 98H183V97H181V96H184L185 94H184V92H185V90H184V92L183 91H180V90H178L177 89V91L179 92H183L182 94L183 95H180L179 93H177L175 90H176V88L175 89H173V88H169L171 91H175L176 93H177V95L176 94H173V93H175V92H173V93H171V96L173 95V97L176 95V96H179V97H181V99L183 98L186 102L185 103H187L188 102V104H187V107H188V105L190 106L191 104L193 105V107H191V108H194V111L197 113V112H199V114H200V116H202V118H206V121H208V119L210 120L209 122H210V125H211V127L214 129V130H216V131H218V132H220V133H223V134H225L226 135V137L227 138H230V139H232L231 140V142H234V144L236 143V144H238L239 146H242V148H243V146H244V148L243 149H245L244 150V152H246L247 150V152L246 153H249V154H251V156L253 155L254 156V158H255V164L253 163L254 162V158L252 159V157H249V158H251V160H252V162H251V160L249 161V162H251L250 164H252V165H250L249 164V167H250V169H251V167H253L254 168V165H256V167H258V168H260V166H262V167H264V134H260V133H264L263 131H264V127H262V128H260V127H258L255 123H254V121H252V118H250V117H246V115H243V114H241L239 111H237L236 110V112H234L233 111V108L231 107V103H230V100L227 98V97H225V96H223L218 90H216V87H215V84L218 82L220 85L222 84V87H225V85H226V83H224L225 81L228 83V81L230 82V84H231V80L233 79V80H237L238 81V84H239V88L242 86L241 85V82H243L242 84H243V88L241 87V90H243L244 89V91L242 92L240 89V91L242 92V93H244V92H246V89L248 88V95H244L243 96V94L241 95L242 97H243V99L245 100V103L247 102V103H250V104H252L253 106H255V108H256V110L257 111H260V112H263L264 113V60H263V58H264V35L262 36L261 34H264V33H262L263 32V28L261 27L260 28V26H261V24L262 23H259L260 21H259V19H263V15H264V0H122V1H125L124 3H120V5L122 4V6H123V8L125 7V8H128L127 6H130V7H132V5L133 4H129V3H135L136 1V4L137 3H141L142 4V8H143V13L144 14H146V16H147V22L145 23L144 22V24H141L143 21H144V17H146L141 11V13L143 14V15H141V13L140 12H138L137 10V14H136V12H135V15H138L137 17H138V19H136V18H134V17H136L135 15H131V13H133L135 10L133 9V8H130L129 7V9H127V11L128 10H134V11H130V14H128V12H126L127 13V15H131V16H128L127 17V19L128 18H130L131 17V20L129 19L128 21H126L127 19H126V13H125V15H124V19L123 18H121L122 16H123V14H124V9H123V11L124 12H122V13H120L119 11L120 10H122L121 9V6L118 4L119 2H122L121 0H116V1H118V3H117V5H118V7H116L115 6V0H107ZM107 1H105L104 0V3H107ZM135 1V2H134ZM65 2V1H64ZM64 2H62V0H61V3H62V6H61V8H64V5H65V3ZM103 2V1H102ZM64 3V4H63ZM76 3H78V2H76ZM126 3V4H125ZM94 4H95V1H94ZM99 4L101 5V6H99ZM127 5V6H125V5ZM97 4H95L94 6H96ZM143 5H145L144 7H143ZM148 7H147V6ZM82 6H83V8H82ZM104 6V5H103ZM115 6V7H114ZM120 6V7H119ZM136 6V5H135ZM68 6H65V10H66V8H67ZM79 7H80V9L82 10V11H80V10H77V8L79 9ZM93 7V6H92ZM113 7H114V9H120V10H118V13L116 14L115 13V11L117 10H115L114 11V9H113ZM141 7H140V4H139V6L137 5L136 7H135V9L137 8H139V10L141 9ZM98 8V9H99ZM42 9V10H41ZM43 9L44 8H40L39 10H41V11H43ZM64 9H62V10H64ZM94 9V8H93ZM95 9H96V7H95ZM94 9V10H95ZM99 9V10H100ZM107 10V11H106ZM126 10V9H125ZM71 11V12H70ZM80 11V12H79ZM64 12H65V14H64ZM79 12V13H78ZM99 12V11H98ZM117 12V11H116ZM4 13L5 12H0V17L1 18H3V17H5L4 16ZM100 13V12H99ZM117 15V16H120L119 18H121V21L123 22V23H126L127 25V30H126V28H123V29H125L124 31H126L125 32V34H124V31L122 32L121 30H120V28L122 27L121 25L123 24H121V23H119L118 21H119V19L116 21V18H118V17H115V14ZM260 13H262V15L260 14ZM21 14H23V13H21ZM121 14H122V16H121ZM71 15V14H70ZM69 15V16H70ZM72 15H74V14H72ZM260 15V18L258 19L257 17H255L254 19L252 18L253 16H259ZM69 16H67V15H65L64 17H66V20H67V23H68V28H69V25H70V27H71V29L72 30H70V29H68L69 31H68V33L67 34H64V36H66V35H69V36H66V37H75V35L77 34H74V35H72L73 33H75L74 32V30L73 29H75V28H73L72 27V24L71 23H73L72 22V20L73 19H71V21H68L69 20V18H71V16L69 17ZM106 16V20L104 19V17ZM140 16H142V17H140ZM196 17V19H195V17ZM248 16H250L251 17V19L249 20V17ZM263 16V17H262ZM109 17H111V19H109ZM178 17V18H177ZM186 17V18H185ZM194 17V18H193ZM6 18V17H5ZM8 18V17H7ZM108 18V19H107ZM132 18H134V19H132ZM140 18V19H139ZM141 18L143 19V21L141 20ZM173 18V19H172ZM257 18V19H256ZM123 19V20H122ZM184 19H186L191 25H192V27L190 26V24L186 21V20H184ZM194 20V22L192 23V21ZM13 18L11 19H9L8 21H10L11 22V24H12V26H14L13 28H15V19L13 20ZM61 21H62V19H60ZM76 20H74V24L76 25V24H78V25H80V20H78V22L79 23H76L77 21ZM105 20V21H104ZM132 20H134V21H136V22H138V20H141L142 22L141 23H138V24H141L142 26H139V25H137V24H131V25H128V23H130L129 21H131V23L133 22ZM149 20V21H148ZM171 20H173V21H171ZM181 20V21H180ZM196 20V21H195ZM259 21V22H256V23H258V25H255L256 23L255 22H253V21ZM111 21V22H110ZM182 21L185 23V21H186V25L185 24H182ZM250 21L258 28H254V27H252L251 28V24H250ZM13 22H14V24H13ZM69 22H71V23H69ZM108 22V23H107ZM113 22V23H112ZM135 22V23H136ZM263 22H264V20H263ZM66 23V24H67ZM114 23H119V24H121V25H118L117 24V26H119L118 27V29L115 31L114 30V28H117V26H116V24H114ZM176 23V24H175ZM181 23V24H180ZM196 23V24H195ZM249 23V24H248ZM73 24V25H74ZM107 24V25H106ZM108 24H114L113 26H114V28H111V26L112 25H108ZM187 24H189V29H188V25ZM195 24V27L193 26ZM245 24H247V25H245ZM253 24H252V26H253ZM259 24H260V26H259ZM74 25V27H77L78 28V30L76 29L75 31L77 32L78 31V36H80L81 34V36H80V38L83 36V32H82V29L84 28V30L86 31V27L85 26H87V25H85V26H83V25H80L79 27H78V25H76L75 26ZM144 25V26H143ZM184 25V26H183ZM201 25H206L204 28L206 29V30H208L207 32H208V34H207V32H205V30L203 31V34H201V31L199 32V28H201L202 26ZM17 26V25H16ZM19 26V25H18ZM16 27L17 29H13L12 27H10V28H12V29H7V32L6 31H2V33H1V38L0 39H2V40H0V41H2V42H4V44L3 45H6V47L7 48H11L10 50L9 49H7L5 46V48H6V50H9V51H5V49H4V47H2V49L4 50H2V49H0V51H1V55H3V57L0 55V57H2L3 58V60H2V58H0L1 60H0V74H1V78H5V79H3V80H1L0 79V96H1V98H0V102H2V99L3 100H5V98H6V100L8 101V99H9V101H10V99H11V102H12V98H14V93L13 92H15L16 90H20L21 88H20V86H24L25 87V89L27 88V89H30V90H32V87L36 84H38V85H40L38 82H37V79L38 80H40V78H42L43 76L44 77H46V79H44V77H43V79L46 81V82H42V79L40 80L42 83V85H40L39 87H43L42 88V90L44 89V86L46 85V88H48L49 89V87H50V89L51 90H54L55 92H50V93H52V95H53V93H54V96H55V98L50 94V93H48L49 92V90H47L46 89V91H45V89H44V93H43V91L41 90V88H39L38 87V85L36 86H34V87H38L36 90H38V89H40V90H38V94H36V90L34 89V87H33V91H32V93L34 94H36L37 95V97L41 94L42 95V93H43V95L45 94L47 97H45V96H42V97H38V99H42L41 101H49V103L48 104H52L53 105V103L55 102V106L54 107H56V109H54V110H47V109H44V110H47L49 113H50V111H52L53 112V114H49V113H47V111H44L42 108H41V110L39 111V114L41 113V111H43V112H45V114L42 112L41 113V116H35L34 118H36V119H32L33 118V115H31V119H30V122H28L29 124H27L26 122L27 121H29V118H27V117H29V115H27L26 116V114H25V117H22L23 115H21V110L23 109L22 108V106L20 107L21 108V110H20V108H19V106L20 105H22V104H25V97H22V95L24 96V93L26 92L27 94L29 93V91L27 90H25L24 89V87L21 89L22 90V92H23V94L21 93V91H17V92H15V94L17 93L18 95H19V93H20V95H19V97L21 96V98H18L17 96H16V98H18V100H15L16 98H14L13 100H15V105L13 106L12 104H14V103H9V101L7 102V101H3L2 103L4 104V105H2L3 107H1L0 106V111H3V110H5L6 109V111H3L1 114H0V120H6V118H9V117H12L11 119H8L9 121L10 120H12L11 122H14L15 123V125L18 123V118H19V120H20V122L18 123V125H16V128H15V125H14V123L12 124V129H11V132H9L8 130H6L7 129V126L9 125V126H11L10 125V123L8 122V120H6L5 122L7 123H9V124H4V126H5V130L7 131V132H4V131H2L3 129L1 128L2 127V125H0V130L2 131V133L4 132V133H8V135L10 136L11 134H13L14 132L15 133H18V127L17 126H20V131H22V129H24V127H29L30 129H31V131H33L34 130V128H35V126L33 127V128H31V125L32 124H34V123H32V122H35V124H36V128H35V130L32 132L33 133V136H32V139L35 141V139H36V141L35 142H37V140H39L40 141V144H44L43 145V147H42V145L39 147V146H37L38 144H39V141L37 142L38 144H36L35 145V147H34V149H30V148H26V146L24 145V147H22L23 145H22V141L21 140H19L18 139V141H17V139H12L11 137H13L14 138V135H15V133L13 134V136H11L10 138H9V136H8V138L9 139H12V141H10V140H8V138L6 137L7 136V134H4V136H5V138H0L1 140H2V145L1 146H3V145H5V147L6 148H8V146H9V148H8V150L10 149L11 151H8V152H11L10 154L12 155V153H13V155H15V156H17L16 158H15V156H13V158H12V161H13V159L15 158V161H18V162H14L15 163V166H16V169H18L17 171H20L19 172V175H20V173H21V176L18 178V177H16L17 178V180H15V181H17V182H13L14 181V174H13V172H12V167H11V165L12 164H14L12 161H11V155H10V157H9V154H8V152H7V149H6V152L4 151H0L1 153V155H6V154H8L7 156H8V164H11V165H9V167H11V168H9L8 167V164H6V161L4 162V165H3V162L1 161V164H0V168L2 169H0V176H2V177H4V178H2V179H4V180H0V191H2V192H0V206L2 207H0L1 209H0V218H2L3 216H5L6 218H7V221L5 220L6 218L4 217V219H3V222H5V223H3L2 222V219H0L1 221H0V225H2V226H0V233H2L3 232V230L4 229H7L6 231H10V233L11 232H13V233H9V232H3L6 236H4V234L2 233V234H0V246H1V244H2V248H0V253L3 251V250H5L4 251V253L2 252V255L0 254V264H142V263H144V262H146L147 260H145L144 261V259H146L147 257H148V254H150V255H152V256H154V257H156V255L158 254V256L161 258V259H158V256L156 257V259L155 260H157V263L156 264H164V263H168V264H170L171 263V260H172V263L171 264H176V263H179V261L177 260V259H170L169 257L170 256H168V257H165L166 255L164 254V253H162V252H159L160 253V255H159V253L156 251H154L155 249H153L154 247L153 246H151V244L153 245V244H155V243H153V242H164L165 244L167 243V242H172V243H174L173 242V239L171 238V237H167L166 239H164V240H162L161 241V239H160V237L156 234V233H154V232H151V231H149V229L147 228L146 229V234H147V237L146 236H144V235H142L143 233H140V231L139 230H136V228H135V226L134 227H132L134 224L133 223H131V222H128V221H126V219H124V221H123V218L121 219L120 217H117V218H114V215L112 216L111 214H109L104 208H103V204H104V198H105V192H104V188H103V185H102V183H104V177H102L101 176V174L100 173H96L95 172V170H94V168H93V166L90 164V162H89V160L87 159V157L85 156V155H83V152H82V156H81V159H80V164H77V165H80V171H79V168H78V172L79 173H77V165L76 164H74L73 163V161H76V162H78L79 163V158L77 157V155L79 154V149H80V146H77V147H79V148H77V149H75L73 146H75V144L76 145H78V143L79 142H77L78 140L76 139L77 137H78V133H76L77 132V130L78 131H80V129H78L76 126H75V121H74V119L75 118H72L71 119V117H74V115L76 114V112H75V109H71L72 111H74L73 113H74V115H71V117H68L67 118V116L69 115L70 116V113L72 112V111H70L69 112V108H74V107H72L74 104H72V105H70L71 103V100H70V98H68L69 96H70V93H69V96L68 95H66V96H64L65 95V93L66 94H68L67 92H66V90H68V89H70V88H73L72 86H74V82L72 81H70L69 79L67 80V79H65L69 84H71V87H69L68 89H66L65 90V88H64V86H62V84L64 85L65 84V87L67 88V86L69 85L68 83V85H66V83L62 80H60L61 82H63V83H61L60 84V86H59V81H57V80H59V77L57 76V72H55V68H57V66H60V65H55V64H52V66H53V71H51V69H52V66H50L51 64L49 63V62H47L48 64H50V65H48L47 63H45V60H47V61H49V59H53V56H50L49 57V53L47 52V50L45 51V52H41V53H39V54H42V53H45L47 56H48V58L46 57L45 58V60L43 61V57H41V59H39L38 58V56L40 57V55L38 54V56L37 55H33L32 56V58H34L32 61L34 62V61H36V62H34V63H36L35 64V66L37 67V69H36V67H34V63L32 62V61H30L31 63H29V65H31L32 63H33V67H34V69H36L37 71H39V72H37L36 70L35 71H33L34 69L31 67V69L29 68V66H28V64L27 63H24L23 64V62H19V65L20 64H22V65H24V66H22L21 67V65L19 66L18 65V63H16L17 65L15 66V64H13V63H15L16 61H13L12 60V58H15V60H16V58L18 57V56H16L14 53V51L12 52L11 50H14L13 48H17L18 47V40L17 39H19V37H21V36H19L18 35V33L20 34L21 32V30H18V29H21V28H23L24 29V27L25 26H28V25H26L25 24V26L24 25H21L20 24V26L21 27ZM112 26V27H113ZM116 26V27H115ZM128 26H130L132 29H135L136 30V28H138V31L137 32H134L135 30H132L131 28V30L130 31H128ZM149 26H151V27H149ZM186 26V27H185ZM201 26V27H200ZM250 26V27H249ZM263 26H264V24H263ZM30 25H29V27H27V31L30 33V34H32L31 32L33 31V30H35L34 29V27H33V30H31L30 29ZM81 27V31H79V28ZM83 27V28H82ZM123 27H124V25H123ZM139 27H140V29H139ZM143 27V28H142ZM145 27V28H144ZM174 27V28H173ZM193 27H194V29H193ZM170 28V29H169ZM190 28H192V29H190ZM203 28V27H202ZM203 28V29H204ZM244 28H245V30H244ZM107 29V28H106ZM112 29L115 31V32H113L112 31ZM122 29V28H121ZM257 31H256V30ZM260 29H262V32H260V34H259V31H261ZM10 30H13V31H10ZM15 30H17V32L15 31ZM30 30V31H29ZM118 30H120L122 33H120ZM24 31H26V29L24 30ZM26 31V33L24 32L22 35H23V37L25 36L24 34H27L28 32ZM71 31H73V32H71ZM84 31V32H85ZM105 29H104V32L103 33H105ZM118 31V32H117ZM252 31V32H251ZM9 32V33H8ZM11 32V33H10ZM15 34H13V33ZM23 32V31H22ZM34 32V31H33ZM35 32H36V30H35ZM80 32H81V34H80ZM107 32V31H106ZM127 32H129V33H127ZM133 32V33H132ZM209 36V34H212V36L213 37H215L216 35H213V34H217V36H216V38L217 37H219V38H214V42L215 41H218V42H220V40L222 39L221 37H223L224 38V40L226 39H230V38H236V41L233 39V41H232V39H230V41L228 42H226V40H225V42L226 43H229L228 45L227 44H223L224 43V41H222L221 40V43L223 44V46H222V44L220 43V46H222V47H226V46H224V45H227L229 48L231 47V48H233L234 47V45H235V43L237 44H239V40H244V41H246V42H248V41H250L248 44H249V46H248V44H247V46L245 45L246 43L243 41V43H244V46H242V47H240L241 46V41H240V45H236V47H234V48H237L238 49V51L239 52H237V53H235V52H232V51H236L237 49H234V50H232V49H230V50H228V47L227 48H222V50L220 51V52H223L224 50H225V52L227 53H225L227 56L229 55V52H232V53H230V55L231 56H235L234 58L236 59V61H238V63L237 62H235V65L234 64H232V62L234 63V61L235 60H231V61H228V59L230 60V58H228V59H226V56L225 55H223V53L222 54H219L220 52H219V50L221 49L220 48V46H218L219 45V43H212V45H209V44H207L208 43V41L206 42V40H210L211 39V35L209 36V38L208 39H206L205 40V38H206V34ZM210 32V33H209ZM250 32V33H249ZM4 33V34H3ZM72 33V34H71ZM116 34V36H115V34ZM127 33V34H126ZM235 33V34H234ZM244 33V34H243ZM257 33L259 34L258 36H257ZM12 34V35H11ZM72 36H71V35ZM106 34V33H105ZM129 34H131L132 36H134V37H132L131 35H129ZM136 34V35H135ZM256 36H255V35ZM129 35V37H126V36H128ZM202 35H203V37H204V39H203V37H202ZM236 35V36H235ZM244 35L247 37H245L246 39H244L243 37H244ZM18 37V38H16V37ZM78 36H76L75 38H73L72 40H73V43H74V45L75 44H77L76 42L77 41H75V40H77L79 37ZM135 40L134 42H133V39H132V42H133V44H131L132 42H131V37ZM138 36V38L136 39V37ZM23 37H21V38H23ZM65 37V38H66ZM78 37V38H77ZM99 37V38H100ZM179 37H180V39H179ZM182 37V38H181ZM262 37V38H261ZM17 40H15V39ZM79 38V39H80ZM117 38V39H118ZM127 38V39H126ZM144 38H145V40H144ZM221 38V39H220ZM238 38H240V39H238ZM138 39V40H139ZM219 39V40H218ZM137 40V41H138ZM183 40V41H182ZM192 40V41H191ZM204 40H205V42H204ZM212 40H213V38H212ZM212 40H210V41H212ZM248 40V41H247ZM148 41V42H147ZM234 41H235V43H234ZM16 42V43H15ZM141 41H139L138 42V44L140 43ZM190 42H193V44L192 43H190ZM232 42L234 43V45L232 44ZM153 43V44H152ZM231 43V44H230ZM2 44H0V45H2ZM15 44V45H14ZM148 44H149V46H148ZM157 45V47L156 48H158V49H156L154 46L155 45ZM209 45V46H207V45ZM217 44V46H215ZM251 44V45H250ZM252 44H254V45H252ZM17 45V46H16ZM139 45H142V44H139ZM139 45H134V46H136L138 49H143V47L142 46H140V48H139ZM186 45V48H184V46ZM231 45V46H230ZM233 45V46H232ZM12 46H14V47H12ZM148 46V47H147ZM210 46H214L215 48H214V52H215V50H218V52H216V53H218L217 55L219 56V58H220V55L222 56L223 55V57L227 60V62H231L230 64L229 63H227L226 61H225V59L223 58V57H221L220 59L221 60H219L218 59V56L214 53V52H212V50H213V47L212 48H210L209 49V47ZM250 46H252L251 47V49H250ZM1 47V46H0ZM74 47V46H73ZM144 47V49H146ZM162 47V48H161ZM216 47H219L218 49L216 48ZM244 47H247L248 49H245ZM15 48V49H16ZM155 48V49H154ZM240 48L242 49V50H240ZM154 49V50H153ZM250 49V50H249ZM253 49V50H252ZM17 50H18V48H17ZM20 50V49H19ZM248 50V51H247ZM11 51V53H12V55H15L16 57H14V56H12L11 55V53L9 54V56L10 57H12L11 58V60H12V64H11V60H9L7 57H9V56H6L7 54V52H10ZM145 51H148V50H145ZM150 51V52H151ZM254 51V52H253ZM259 51V52H258ZM3 52H5V53H3ZM17 52V51H16ZM161 52V51H160ZM242 52H243V54H242ZM215 55H214V54ZM241 53V54H240ZM251 53V54H250ZM258 53H260L259 54V56H258ZM4 54H6L5 56H6V58H5V56H4ZM129 54V53H128ZM233 54V55H232ZM235 54H238V55H235ZM229 55V56H230ZM263 55V57H260V56H262ZM177 57L179 56L178 54L176 55ZM179 56V57H180ZM217 58H216V57ZM236 56H238L239 58H242L243 56L245 57L244 59H246V61L245 60H240L239 61V58L237 59L236 58ZM251 56H252V58H251ZM35 57H37V58H35ZM178 57V58H179ZM232 57V58H233ZM255 57H257V58H255ZM180 58V60H182ZM222 58H223V61H222ZM231 58V59H232ZM255 58V60H253ZM5 59V60H4ZM39 59V62L40 63H45V64H43V65H40V64H38L39 62L37 61ZM54 59H55V57H54ZM250 59V60H249ZM41 60V61H40ZM136 60V59H135ZM179 60V59H178ZM6 61L8 62V63H10V64H8L10 67H11V65L12 66H15L14 68L13 67H11V68H13V70H14V74L10 71L11 70V68L9 67V66H7L6 64ZM17 61H20V59L18 58L17 59ZM245 61V62H244ZM141 62V61H140ZM247 62V63H246ZM3 63H5V64H3ZM246 64V65H244V64ZM46 64H47V66H46ZM142 64H144V63H142ZM237 64H238V66H237ZM240 64V65H239ZM7 67H6V66ZM27 65V66H26ZM38 65V66H37ZM40 65V66H39ZM17 66H19V68L20 69H18L17 70ZM41 66H42V68H41ZM45 66L46 67H48V68H45ZM49 66H50V68H49ZM55 66V67H54ZM241 67V68H243V69H239L238 67ZM247 68H246V67ZM263 66V67H262ZM17 67V68H16ZM23 67L26 69V67L27 68H29V69H27V70H30V71H23ZM41 69V70H39V68ZM64 67V66H63ZM62 66H60V68L58 67V70L59 69H65V67L63 68ZM69 67V66H68ZM72 67V65L69 67V69H72L71 68ZM108 67V66H107ZM194 68L196 71H197V68ZM236 67V68H235ZM262 67V68H261ZM45 68V69H44ZM6 69V71L7 70H9V71H5L6 73H8L9 72V74L7 75L6 73H4V70ZM17 71H16V70ZM22 69V71L20 72V74L21 73H23V74H25L24 72H28L27 74H28V76H27V78H30L31 79V77H30V74L29 73H32V75L34 74V72H36V74H34L35 76L34 77H32V81L33 80H35V81H33L34 83L35 82H37V83H33V82H31V80H29V79H27L26 78V74L25 75H21L20 77H21V79H22V77H23V80H22V84H23V82H27V80H29L28 82H29V84L26 86V85H21V83H20V81H21V79H18V77H19V75H17L16 73H15V71L16 72H18V71H20ZM43 69H44V71H43ZM48 69H49V71H48ZM32 70V71H31ZM48 72H47V71ZM62 70V71H63ZM241 70H243L242 72L243 73H246V70H247V72H250V73H252V75L251 76H248V75H250V74H248V73H246V74H248V75H246V74H243L242 72H241ZM245 70V71H244ZM42 71V72H41ZM46 71V72H45ZM56 71H57V69H56ZM69 71V70H68ZM67 71V72H68ZM12 73V75H11V73ZM54 72V73H53ZM65 72H66V69H65ZM66 72V73H67ZM71 72H73V71H71ZM70 71L67 73V74H70L71 73ZM39 75H38V74ZM44 73V75H42V74ZM45 73H51V75L53 76V75H55V77H52V80H51V82L54 80V82H52L53 84H51V82L48 80V78L49 77H51V75L50 74H48V76L46 75L45 76ZM53 73V74H52ZM56 73V74H55ZM73 74V73H72ZM3 75H6L7 77H9V78H7L6 76H3ZM9 75H11V76H9ZM14 75V76H13ZM31 75V76H32ZM37 75V76H36ZM211 75H212V77H214V76H216L217 75V77H214L215 79L214 80H212V81H215L216 80V82H214V83H211V82H209L208 80H209V78L207 79V77L208 76H210V79L212 78L211 77ZM17 78H16V77ZM42 76V77H41ZM19 77V78H20ZM40 77V78H39ZM48 77V78H47ZM219 77H221L219 80H218V78ZM253 77V78H252ZM7 78V79H6ZM12 78V79H11ZM24 78H26V79H24ZM35 78V79H34ZM55 78H58V79H55ZM217 78V79H216ZM17 79V80H16ZM50 79V78H49ZM8 80V82H10V81H12V82H17L18 83V81H19V85L20 86H18V84H16L15 83V87H17V89L15 90V89H13L12 91H10L9 90V92H8V89L12 86H14V83H10V86L8 87V82H6ZM16 80V81H15ZM26 80V81H25ZM43 80V81H44ZM55 80L57 81V82H55ZM99 80H101V78L99 79ZM47 81H49V82H47ZM237 81L236 82H233L232 81V84H231V86H236V87H234V89L236 88V90H238V85L236 84L237 83ZM241 81V82H240ZM1 83H3V84H1ZM8 83V84H7ZM48 83V84H47ZM26 84V83H25ZM58 84V85H57ZM173 84V85H172ZM225 84V85H224ZM229 84V83H228ZM235 84V85H234ZM4 85V86H3ZM44 85V86H43ZM52 85V86H51ZM56 85V86H55ZM77 85V84H76ZM75 85V86H76ZM28 86L30 87V88H28ZM49 86V87H48ZM77 86H79V85H77ZM170 86H166V87H170ZM229 86V85H228ZM228 86H226L225 87V90H226V88L228 87ZM3 89H2V88ZM7 87H8V89H7ZM19 87V88H18ZM59 88L58 90H61V91H58V93H59V96H57V91L55 90V89H52V88ZM60 87H62V88H64L63 90H65V92L62 90V88H60ZM14 88V87H13ZM77 89H78V87H76ZM76 88H74L75 90H76ZM109 88H111L110 86H109ZM229 88V87H228ZM23 89H24V91H23ZM74 89H73V91H71L72 89H70L68 92H74L75 93V91H74ZM79 90H80V86H79V89H78V92H79ZM183 90V89H182ZM227 90H229V89H227ZM238 90V91H239ZM249 90H251V92L249 91ZM186 91H188V90H186ZM230 91V90H229ZM239 91V92H240ZM40 92H42V93H40ZM63 92H64V94H63ZM191 92V93H192ZM231 92V91H230ZM237 92V91H236ZM10 95H14L13 97H9L8 95L9 94ZM12 93V94H11ZM31 93V91H30V93L28 94V96H33L34 97V95H31L32 94ZM73 93V94H74ZM16 94V95H17ZM61 94V95H60ZM63 94V95H62ZM239 94V93H238ZM245 94V93H244ZM247 94V93H246ZM26 95V94H25ZM40 95V96H41ZM7 96L9 97L8 99H7ZM51 96V97H50ZM27 97V96H26ZM44 97H45V99H44ZM54 99H53V98ZM60 97H63V98H68L69 100L66 102L65 101V99H63V98H61L60 99ZM71 97V96H70ZM73 97V96H72ZM47 98V99H46ZM49 98H51V99H49ZM56 98H59L60 100H59V102H60V105H59V103H58V100H56ZM20 99V100H19ZM22 99V100H21ZM63 99V100H62ZM23 100H24V103H23ZM53 100V101H52ZM54 100H56V101H54ZM207 100H209V104L207 103ZM218 101L219 102V109L218 110H216L215 109V106L213 105V104H211V102L213 101V102H215V101ZM21 101V102H20ZM64 101L66 102V103H68L69 101V105L71 106H67V111H66V105H64ZM11 106L12 105V108L13 109H11V110H8L6 107H8L9 105H7V103ZM57 103V104H56ZM63 103V104H62ZM184 103V104H185ZM1 104V103H0ZM36 104V105H35ZM34 104V107H36L37 106V103H35ZM64 105V106H63ZM4 106H5V108H4ZM9 106V107H10ZM57 106H59L60 107V109H61V107L63 106V108L65 109V110H63L62 109V111H66L65 113H67V115L65 114V116L64 115H62V114H59V116H57V120L55 119L56 118V116H55V113H57V112H61L62 113V111H59L60 109H59V107L57 108ZM15 107V108H14ZM53 107V106H52ZM69 107V108H68ZM2 108H4L3 110H2ZM11 108V107H10ZM16 108H18V109H16ZM27 108V107H26ZM59 109V110H58ZM251 109V108H250ZM13 110H14V113H13ZM18 110H20V111H18ZM256 110L255 109H251V112L252 113H254V112H256ZM10 111V112H9ZM18 113H17V112ZM55 111H57V112H55ZM217 111H218V113H217ZM4 112H8L7 114L8 115H10V116H8L6 113H4ZM15 112H16V114L17 115H15ZM20 112V113H19ZM69 112V113H68ZM10 113V114H9ZM14 114V115H12L11 116V114ZM24 113V112H23ZM194 113V112H193ZM4 114V115H3ZM20 114V115H19ZM7 115V117L4 119V117ZM42 115H43V117H44V115H47V116H49V118H50V120L51 121H43V117H42ZM60 115H62V116H64V117H62L61 118V116ZM77 115V114H76ZM75 115V116H76ZM4 116V117H3ZM14 116L16 117V118H14ZM17 116H19L18 118H17ZM205 116V117H204ZM251 116H252V114H251ZM3 117V118H2ZM66 117V118H65ZM25 119V118H27L28 120L27 121H25L24 122V120L23 119ZM67 119L68 121H69V123H70V121L72 120V122L73 123H68L67 122V120H61V119ZM15 119V120H14ZM55 119V120H54ZM58 119H59V121H58ZM71 119V120H70ZM2 120V121H3ZM14 120V121H13ZM16 120H17V122H16ZM23 120V122L25 123V124H27V125H25L24 123H22L21 121ZM37 120V121H36ZM54 120V121H53ZM53 121V122H52ZM58 123V125H57V123ZM63 121V123L61 124V123H59V122H62ZM66 123H65V122ZM4 122V123H5ZM37 122V123H36ZM3 123V122H2ZM0 124H1V122H0ZM20 124V125H19ZM22 124H24V125H22ZM34 124V125H35ZM60 124V125H59ZM64 124V125H63ZM65 124L66 125H72L71 126V128L69 127V126H66V129H67V127L68 128H70L69 129V131L67 130V134H69V133H71V134H69L68 135V137H67V135L65 134V132L63 131V126H65ZM38 125V126H37ZM41 125H43V127L41 126ZM55 125H57V127H53V126H55ZM62 125V126H61ZM23 126V127H22ZM33 126V125H32ZM60 128V129H62L61 130V132H64L63 134H65V136L67 137V138H65V137H63L62 135H61V137H60V139H59V136L60 135H58L57 133H55L54 131H57L58 132V130L59 129H56V128ZM76 128L74 131H76V132H74L75 134H73L72 133V131H71V129L72 128ZM9 128V127H8ZM15 129V130H14ZM29 129V130H30ZM36 129H37V131H36ZM55 129V130H54ZM13 130V131H12ZM17 131V132H16ZM20 131H19V133H20ZM39 131V132H38ZM261 131V132H260ZM34 132H37L38 134H39V136H37L36 137V135H38L37 133L35 134ZM60 132V131H59ZM60 132V133H61ZM256 132H258L257 134H256ZM1 133V132H0ZM53 133H55L54 135H56V136H54L53 135ZM59 133V134H60ZM35 134V135H34ZM62 134V133H61ZM74 135V137H73V135ZM2 136V134H0V137ZM36 137V138H33V137ZM57 137L58 136V138H57V140L59 139L60 140V143L59 142H57L55 139L56 138H54V137ZM71 136V137H70ZM75 136H77V137H75ZM70 137V138H69ZM26 138H28V136H26ZM41 138V139H40ZM64 138V139H63ZM5 139H7V140H5ZM62 139L64 140L63 142H69V144L70 145H72L73 143H71L72 141L74 142V140L77 142H75L70 148H72V149H70L69 148V145L68 144H65V145H68L67 147L70 149V151L68 152V153H66L67 154V157L65 158L66 160H68V161H66L65 162V159L64 158H61V155L60 154H63L62 156H64L65 155V152H67L66 151V146L63 144V142H62ZM66 139V140H65ZM71 140V139H73V140H71V141H68V140ZM1 140H0V144H1ZM4 140L5 141H9L10 143L12 142L13 144L11 145V144H8V145H6L5 143H4ZM16 140L19 144L17 145V148H20V150H21V153H19L20 155V157L17 155L18 153L17 152H15V150L13 149V145H14V141ZM44 142H43V141ZM46 141V142H45ZM59 144V146L57 145V143ZM63 146H65V147H63ZM21 147H20V146ZM79 145H80V143H79ZM230 145H231V143H230ZM233 145V144H232ZM238 145L237 146H235V147H238ZM45 146V147H44ZM59 148H58V147ZM227 146V145H226ZM4 147V146H3ZM4 147V148H5ZM38 147V148H37ZM60 147H63V148H60ZM229 147H234V145L233 146H229ZM228 147V148H229ZM24 148V149H23ZM37 148V149H36ZM45 148V149H44ZM65 148V150H63ZM67 148V149H68ZM224 149L225 148H227V147H225V145H224V147H223ZM239 148V147H238ZM0 149H3L2 147H0ZM27 151H26V150ZM42 149H44V151L46 150L48 153H46V152H42ZM59 149H61V150H59ZM4 150V149H3ZM13 150V151H12ZM41 150V151H40ZM75 150H76V152H77V155H75ZM226 150V149H225ZM24 151L26 152V153H24ZM37 151L38 152H41V153H37ZM56 151H57V153H56ZM61 153H60V152ZM75 152V153H74ZM15 153V154H14ZM37 153V154H36ZM47 154V155H49V159H50V165H51V168L50 167H48V164L47 163H49L48 162V160H47V158H46V156L47 155H41V154ZM74 153V154H73ZM24 154H26L27 156H25ZM72 154V155H71ZM249 154H248V156H249ZM0 155V156H1ZM38 155H40L39 157H41L42 158V160H40L41 158H39L38 157ZM70 155V157H71V160L68 158V156ZM74 155V156H73ZM75 156L77 157V159H75ZM2 157V156H1ZM48 157V156H47ZM19 158V159H18ZM21 158V159H20ZM35 158H36V160H37V163H38V165H39V168H38V170H36L37 171V174H40V173H42L45 169H42L41 167H43V165H45V167H46V174H45V177L43 176V175H39V176H36V173H34V171H35V167H36V165H34L35 163H36V161H35ZM39 158V159H38ZM43 158H45L47 161H45ZM73 158L75 159V160H73ZM212 158V157H211ZM3 160V159H6L5 157L3 158H0V160ZM17 159V160H16ZM24 159V160H23ZM63 159V160H62ZM20 160H22L21 162H20ZM69 160H70V162H69ZM73 160V161H72ZM211 160V159H210ZM33 161H35V163L33 162ZM40 161H42V163L40 164ZM44 161L45 162H47V163H45V164H43L44 163ZM62 161H64V163H67V162H69V163H67V165L65 164V167L67 168L68 167V169H69V167H70V171L68 170V169H66V171L65 170H63L64 172H66V173H64L61 169H65V167H63V165L64 164H62L63 162ZM217 161H219V160H217ZM217 161H215V164H216V162ZM30 162V163H29ZM71 162H72V164H71ZM133 162L135 163V165H138V164H136L137 162L135 161V160H133ZM220 162V161H219ZM225 162V161H224ZM19 163H21V165H22V167H20V164ZM33 163V164H32ZM36 163V164H37ZM131 163V162H130ZM257 163V164H256ZM43 164V165H42ZM69 164V165H68ZM116 164H118V163H116ZM220 163H218L217 162V164H216V168H217V171L219 172V174H221L222 172L221 171H224V169H225V171H224V173L227 171L226 170V168H223L224 167V165L222 164V162H221V164L223 165V167L221 166V164L219 165ZM246 164V163H245ZM29 165H30V167H29ZM33 165H34V167H33ZM40 165H41V167H40ZM74 165H75V167L76 168H74ZM118 165H120V164H118ZM135 165H134V167H135ZM248 165V164H247ZM246 166V165H245ZM2 167H7V169H5L6 171H8L7 173H5L6 171L2 168ZM19 167V168H18ZM32 167H33V169H32ZM44 167V168H45ZM63 167V168H62ZM72 167V168H71ZM141 167H142V165H141ZM21 168V169H20ZM36 168V169H37ZM41 168V169H40ZM50 168V169H49ZM135 168H137V169H134L135 171L136 170H138V167H135ZM219 168V169H218ZM252 168V170H254ZM9 169V170H8ZM48 169V170H47ZM117 169H119V167L117 168ZM130 169H133V164H132V168H130L129 167V165L126 167V164L125 163H123L122 165H120V170H118V178H123V181H125V182H127L128 183V181H129V179L131 178H133L134 179V175L136 174H134L133 172H131V171H129ZM32 170H34V171H32ZM39 170H41L42 172H40ZM81 170H82V172H81ZM2 171H3V173H2ZM39 171V172H38ZM47 171H51L50 173L49 172H47ZM10 172H12L11 174H12V177H13V179L11 180V181H9L10 180V178H12V177H9L8 176V173L10 174ZM32 172L34 173V174H32ZM62 172V173H61ZM81 172V173H80ZM130 172L131 173H133L134 175V177H131L130 176ZM136 172H138V171H136ZM221 172V173H220ZM83 173V174H82ZM43 174V173H42ZM226 175H227V172L225 173ZM5 175V176H4ZM32 175H34V176H32ZM48 177H47V176ZM50 175V176H49ZM58 175V176H57ZM83 175V176H82ZM264 174H262V177L264 178V176H263ZM57 178H56V177ZM71 176V177H70ZM148 176V175H147ZM7 177H9V179L7 178ZM32 177H35V178H33L32 180H31V178ZM39 177L40 179H37V178ZM41 177H43V178H41ZM47 177V178H46ZM58 177H62V181L64 182V180L66 181V182H64V185H62L63 184V182L62 181H60L61 180V178H60V180L58 179ZM70 177V178H69ZM73 177H78V179H81V180H75V178H73ZM1 178V177H0ZM45 178V179H44ZM56 178V179H55ZM145 178V177H144ZM147 178V177H146ZM263 178H262V181L260 180V182H259V180H258V183L259 184H262V185H264L263 183H264V180H263ZM7 179V180H6ZM20 181H19V180ZM37 179V181L39 182H35V184H33V182H34V180H36ZM46 179H48V180H46ZM58 179V181H59V185L57 184V182L58 181H56ZM69 179H70V182H71V179H73L72 181L74 182V181H76L77 183L76 184H74L73 182H71V184H70V182H69ZM132 179V180H133ZM149 179V178H148ZM147 180V179H146ZM9 181V183H8V185H7V182ZM28 181V182H27ZM31 181V182H30ZM41 181V182H40ZM42 181H43V183H42ZM50 181V182H49ZM79 181H81V183H79ZM150 180H148V182H149ZM6 182V184H4ZM15 183V184H12V183ZM24 182V183H23ZM28 184V186H27V184ZM67 182H69V184L67 183ZM17 183H22V184H24V185H22V184H17ZM32 185H31V184ZM43 185H42V184ZM45 183V184H44ZM49 183V184H48ZM61 183V184H60ZM65 183H66V185L68 186V185H71V186H69V187H67V186H65ZM73 183V184H72ZM109 183H110V188L112 187V190L113 191H116V193L118 192V190H117V187L116 186H118V188H119V190H120V188H122V189H124V186H123V183H122V181H120V183H116V181H114L113 180V178L110 176L109 177ZM151 183V182H150ZM3 184H4V187L6 188L7 186V189H5L6 190V192H5V190H4V188L3 187H1V185L3 186ZM15 185L16 186V188H15V186L13 187H11V185ZM25 184H26V186H25ZM17 185H19V187H20V190H23V191H25L24 190V186H25V188L27 189V194L25 193V192H23V191H18V196H20V197H18V199L16 198V197H14L15 196V194H16V196H17V193H15L16 191H14V190H16L17 188L19 189V187L17 186ZM23 186V188H21V186ZM29 185H31V186H29ZM33 185H34V187H37V189H38V191H37V189L36 188H34V189H36V190H34L33 189ZM58 185V186H57ZM61 185V186H60ZM74 185V189H73V191H74V193L72 194V192L73 191H71V188L70 187H72ZM128 185V187H129V184H127ZM150 185V184H149ZM262 185H260L261 187H262ZM45 186L47 187V189L45 188ZM50 186V187H49ZM57 188H56V187ZM151 186L152 185H150V188H151ZM259 186V187H260ZM9 187H11V188H9ZM27 187H30L29 189L27 188ZM38 187H40V188H38ZM52 187V188H51ZM260 187V188H261ZM12 188H14V189H12ZM41 188H44V189H41ZM70 188V189H69ZM73 188V187H72ZM77 188V189H76ZM264 188V187H263ZM263 188H262V190H263ZM9 189V190H8ZM17 189V190H18ZM32 189V190H31ZM50 189V190H49ZM152 189V188H151ZM10 192V193H8V191ZM30 190V191H29ZM47 190V191H46ZM149 190V189H148ZM13 191V192H12ZM35 192V194H34V192ZM37 191V192H36ZM66 191H68V192H66ZM153 191V190H152ZM264 191V190H263ZM6 194H4V193ZM22 192V193H21ZM33 193V195L35 196V198H34V196H31V197H29L30 196V193ZM40 193V195L43 193V197H41V198H43V200H42V202H47V201H49V203H46L45 202V204L44 203H42L43 204V206L42 207H40V205H39V202L40 201H37L38 202V204H37V202H36V204H34L35 203V201L34 202H32L34 205H30L31 204V200L33 199H35V200H37L36 198H39L40 199V195H39V193ZM66 192V193H65ZM70 192V193H69ZM11 193H15V194H13V195H10ZM37 193H38V196H37ZM46 193V194H45ZM69 193V194H68ZM150 193H151V190H150ZM4 194V195H3ZM25 195V196H24ZM27 195H28V197H27ZM32 195V194H31ZM152 195H154V192H152L151 193V197H152ZM13 198H12V197ZM37 196V197H36ZM47 198H46V197ZM22 197V198H21ZM24 197H25V199H24ZM30 198V199H29ZM44 198H46V200H44ZM68 198V199H67ZM5 199V200H4ZM22 199H24L25 201L27 200L28 202L30 201V204L26 201H22ZM29 199V200H28ZM38 199V200H39ZM6 200H8L7 202H5ZM41 200V199H40ZM63 200H65L64 202V207H62V211H61V209L59 208L60 207V203L61 202H63ZM1 201H2V203H1ZM83 201V202H82ZM92 201H94V202H96V205H93V203H92ZM23 202V203H22ZM82 202V203H81ZM261 202V201H260ZM259 202V207H260V205H261V203ZM14 203V204H13ZM26 203H28L29 204V207H28V205L26 204ZM40 203V204H41ZM50 203H51V205L53 204L54 205V207H55V205L56 206H58V207H56V208H54L53 206V208L52 207H49V209L50 208H52L51 210H52V212L50 213V211L51 210H48V213H50V215H48L47 214V212H46V209L48 208V205L50 206ZM81 203V204H80ZM85 203V204H84ZM86 203H89V205L88 204H86ZM90 203H92V205L93 206H90L91 204ZM3 204H5L4 206H6V207H4L3 206ZM13 204V205H12ZM41 204V205H42ZM58 204V205H57ZM60 204V205H59ZM63 204V203H62ZM66 204H67V207H66ZM35 205H36V207H40V209H42V208H44V206H45V210L43 209V210H41V211H37V209L38 208H36L35 207ZM47 205V206H46ZM249 206L248 207H250L252 204H248ZM264 203H262V205H261V207H262V209H263V211H264ZM10 207L9 209L7 208V207ZM12 206H14V207H12ZM34 206V209L33 208H31V207H33ZM158 206V205H157ZM159 208L158 209H165V207L163 206H161L160 207V205L158 206ZM252 207V208H251ZM250 208L251 209H254L255 207L252 205ZM254 207V208H253ZM260 207V208H261ZM4 208H5V210L6 209H8L9 210V212H8V210H6V211H4ZM27 208V209H26ZM57 208H59L58 209V211H60V212H58L57 211ZM249 208V210H251ZM11 209H13V210H11ZM15 209V210H14ZM40 209H38V210H40ZM4 211L3 213L1 212V211ZM27 210V211H26ZM65 210V211H64ZM158 210V212H161L162 211V213L164 214L165 212H166V210ZM256 210V211H255ZM11 211V212H10ZM13 211V212H12ZM25 211V212H24ZM43 211V213H44V211H45V214H43V213H41L40 214V212H42ZM55 211H57L58 212V216H57V212L55 213ZM242 213H245V215H246V212H244V210H240ZM252 211V210H251ZM255 211V212H254ZM7 212V213H6ZM25 214H24V213ZM28 212V213H27ZM65 212V213H64ZM107 212V213H106ZM240 212V213H241ZM253 213H255L254 214V216L256 215L257 216V218H256V216H255V218L256 219H258V221H260V223L258 222V224H262V225H258L257 227H256V229L257 228H259V229H257V230H259L258 232H257V230H256V232L254 233V234H256V235H259V234H261L262 233V231H261V229L264 231V220H262L261 221V219H263L262 218V214L263 213H261L259 210H257V209H254L253 211H252ZM260 212V213H259ZM12 213V215H10ZM55 213V214H54ZM64 213V214H63ZM135 213V211H133V214ZM142 213V212H141ZM162 213H160L161 214V216H162ZM42 214L44 215L43 217H44V219H42L43 217H42ZM107 214H109V215H107ZM142 214H144V213H142ZM141 214V215H142ZM166 214V213H165ZM165 214L162 216L163 218H165L164 216H165ZM2 215V216H1ZM26 215V216H25ZM32 215V216H31ZM33 215H34V217H33ZM53 215V216H52ZM62 215V216H61ZM242 215V214H241ZM245 215L243 214V216H244V218L246 219V217H245ZM45 216H47V217H45ZM51 216V217H50ZM55 216H57V217H55ZM59 216H60V218H59ZM64 216V217H63ZM111 216V217H110ZM243 216L240 218V215L237 217V218H239V219H242L243 218ZM246 216H248V214L246 215ZM29 217V218H28ZM113 217V218H112ZM261 217V218H260ZM34 218V219H33ZM36 218L38 219L37 221H36ZM40 218H41V220H44V221H46V223L45 222H43V221H41L40 220ZM46 218V219H45ZM50 218V219H49ZM55 218V219H54ZM243 218V219H244ZM10 222H9V221ZM164 220H166V218L164 219ZM105 221H107V223H109V226L107 227L106 225L107 224H104V223H106ZM1 222L3 223V224H1ZM7 222V223H6ZM40 222V223H39ZM43 222V223H42ZM53 222V223H52ZM104 222V223H103ZM49 223V224H48ZM132 227H130L128 224ZM33 224H34V228H35V231H34V228H33ZM36 224L37 225H39V226H37L36 227ZM41 224L43 225L42 227V229H41ZM47 224V225H46ZM105 225V226H103V225ZM113 226H112V225ZM45 226V227H44ZM59 226V227H58ZM103 226V227H102ZM114 226H116V227H120V229H123L124 230V228H127L129 231L131 230V231H133V229H134V233H135V231H136V233L134 234V233H132V235H131V237H129V236H127V235H125V234H120V233H118V232H116L115 230H114ZM256 226V225H255ZM262 226V227H261ZM62 227H63V229H62ZM106 227V228H105ZM39 228H40V230H39ZM112 228V229H111ZM2 229V230H1ZM10 229V230H9ZM11 229H12V231H11ZM45 229V230H44ZM109 229V230H108ZM126 229V230H127ZM61 230V231H60ZM127 230V231H128ZM34 231V232H33ZM37 231V232H36ZM38 231H41V233H38ZM138 231V232H137ZM35 233V234H34ZM46 233V235H44ZM131 233V232H130ZM139 233V234H138ZM7 234H9L10 236H12L13 235V239L9 236V235H7ZM41 234V235H40ZM60 234V235H59ZM140 234L143 236H140ZM1 235H3V236H1ZM14 236H15V239H14ZM43 238H42V237ZM260 237H263L264 238V236L263 235H259ZM5 237H6V239H5ZM38 237H39V240H38ZM133 237H140V239H139V241H140V243H142L143 244V247L141 246V244H139L138 242H137V239L136 238H133ZM146 237V238H145ZM153 238V239H150V238ZM259 237V238H260ZM45 238V239H44ZM148 238V239H147ZM256 238H257V236H256ZM257 239V240H260V242H262V241H264V239L262 238V241H261V238L260 239ZM9 239H11V241L9 240ZM30 241H29V240ZM36 239V240H35ZM143 239V240H142ZM147 240L148 242V247H147V243H146V241L144 242V240ZM150 239V240H149ZM3 240H4V242H3ZM136 240V241H135ZM154 240V241H153ZM181 240V239H180ZM4 244H6L7 246H5V245H3V243ZM39 241V242H38ZM150 241V242H149ZM225 241V240H224ZM237 241H239L238 242V244L240 243V241L241 240H237ZM244 241V240H243ZM243 241H241V245H242V247L241 248H243L242 250H244V248H248V247H250V248H248L247 250H251L250 252H252L253 250H255V249H257L256 248V246H255V249H253L251 246H253L252 244H251V246H248L247 247V245H245V246H243L244 244H246L245 243V241H244V244L242 243ZM225 242H227V240L225 241ZM232 242H233V247H232V250H234V248L236 247V246H238L236 243H235V247H234V242H236L235 240H232ZM8 243V244H7ZM42 243V244H41ZM144 243H145V246H144ZM227 243H229V242H227ZM249 243V242H248ZM253 243H255V242H253ZM150 244V245H149ZM230 244V243H229ZM250 244V243H249ZM255 244H257L258 245V247L260 246V243L258 242V241H256V243ZM9 245H11V247L9 246ZM232 245V244H231ZM240 244H239V247H237V248H235V251H234V254H233V251L231 250V247H230V245H226V251L229 253V255H233V257L232 258H235V257H238V253L240 254L239 255V257L242 255L243 256V260L244 261H247L248 259H246L247 257L249 258V257H252L253 258V256H254V251H253V255L252 254H250V252L248 253L246 250H244L243 252H241L240 253V251H242V250H240L241 248H240V246H241ZM264 245V244H263ZM262 245V246H263ZM25 246V247H24ZM29 246V247H28ZM140 246V247H139ZM4 247V248H3ZM27 247V248H26ZM58 247H60V248H58ZM146 249H145V248ZM151 248L152 249V251H153V253H151V251H149L150 253H148L147 251V249L148 248ZM10 248H12V249H10ZM32 248V249H31ZM36 248V249H35ZM55 248V249H54ZM139 248V249H138ZM230 248V249H229ZM240 248V249H239ZM11 250V251H9V250ZM18 249V250H17ZM26 249V250H25ZM30 249V250H29ZM57 249V250H56ZM60 249H61V251H60ZM64 249V250H63ZM228 249L229 250H231L232 252H229L228 251ZM8 250V251H7ZM14 250V251H13ZM16 250V251H15ZM34 250V251H33ZM36 250V251H35ZM41 251V252H38V251ZM150 250V249H149ZM237 250L239 251V252H237ZM258 250V249H257ZM19 251V252H18ZM23 251V252H22ZM13 252H15V253H13ZM22 252V253H21ZM59 252V253H58ZM146 252V253H145ZM235 252H236V254H237V256H236V254H235ZM8 253V254H7ZM13 254V257H12V254ZM26 253H27V255H26ZM55 253H57V254H55ZM63 253V254H62ZM148 253V254H147ZM155 253V254H154ZM157 253V254H156ZM230 253H232V254H230ZM242 253H246L245 255L246 256H244V254H242ZM257 251L255 250V255H257ZM18 254H20V255H18ZM147 254V255H146ZM163 256H162V255ZM28 255H30V256H28ZM34 257H33V256ZM37 255V256H36ZM57 255V256H56ZM248 255H252V256H248ZM19 256V257H18ZM152 256H151V258H150V256H149V258L151 259V261L154 259H152ZM162 256V257H161ZM241 256V257H242ZM238 257V258H239ZM3 258H7V260H4ZM164 258L165 259H167L168 258V260H166V262H164V263H162L163 261L162 260H164ZM264 258V257H263ZM2 259V260H1ZM13 259V260H12ZM19 259V260H18ZM28 259V260H27ZM32 259V260H31ZM150 259H148V260H150ZM240 259H242V258H240ZM246 259V260H245ZM23 262H22V261ZM30 260V261H29ZM162 262H161V261ZM173 260L174 261H176V263H174L173 262ZM242 260V262L240 263V264H245V263H247V262H251V260L252 259H250L249 258V261H247V262H245L244 263V261ZM258 260H259V257H258ZM25 261H26V263H25ZM82 261V262H81ZM178 261V262H177ZM182 261V260H181ZM180 261V263H182V262H185V261H182L181 262ZM252 261H254V260H252ZM150 262V261H149ZM155 262V261H154ZM153 261H152V263L150 262L149 264H155ZM259 263V261H257L256 260V264H258ZM146 263H148V261L146 262ZM261 263V262H260ZM259 263V264H260ZM145 264V263H144ZM183 264V263H182ZM186 264H191V262H189V261H187V263ZM193 264V263H192ZM248 264V263H247ZM262 264H264V263H262Z\"/></svg>", "mask_w": 264, "mask_h": 264}]
</instances>
